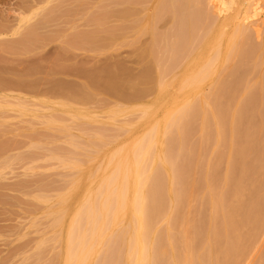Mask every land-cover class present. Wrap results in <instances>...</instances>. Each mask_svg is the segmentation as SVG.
I'll return each mask as SVG.
<instances>
[{
    "label": "rangeland",
    "instance_id": "obj_1",
    "mask_svg": "<svg viewBox=\"0 0 264 264\" xmlns=\"http://www.w3.org/2000/svg\"><path fill=\"white\" fill-rule=\"evenodd\" d=\"M16 1H18V0H16ZM16 1L15 0H0V18L2 19L0 21L1 22H4V23H7V25L9 24V29L11 27H13V26H16L17 25V22H18L17 19H16L17 16H18V13L14 12V10H13V8L15 7ZM21 1L23 2V1H26V0H20V2ZM102 1L103 0H100V2H99V0H91L90 3L88 1L89 5L92 4V2H94L92 5H90V6L88 5L89 8L91 7V9H92V10L90 9V11H89V15H90V13H92V18L90 19L91 15L88 16L90 21H89V25L86 27L87 28V32L93 33V34H91V37L90 38H89L90 34H88L89 36H86L85 37V35L81 33V30L83 28L82 27V24H81V22H82L81 20L79 21V20L76 19V21H75L74 19H72V17L67 19V17H69V16H67V14H66L67 17H65L66 19L63 18V16L61 15L62 12L65 13L64 11L66 10V13H68L67 11H69V6L67 7L68 8V10H67V8H65L67 5H65L63 3L60 5L59 8H61V6L63 5L64 9L61 8L60 10L57 11L58 13L60 12L59 13V16H58V13L57 12H56V14H54V16H58V17H55V19L58 18V19H56V21L59 20V17H60V19L63 18L64 22L61 19L60 21H57V23H55L54 18H53V20H51V21H54V22H50L49 23V26H48V24H46V27L48 28V30L50 29L49 31H46L47 28L44 27L45 25L41 27L43 31L41 30V28H39L40 29V32H39V30L37 32L38 37L43 36L45 38L44 39L38 38V39H41V44L44 42V44L40 45V47H37L38 49H34L33 48L32 50H30V49L25 50L23 48L22 49H20V48L17 49V48H14V47H13L14 48L13 49L10 46L9 47L11 49H9V47L6 46L7 44L4 41H6V42L8 41L7 43L13 44V43H15L14 41H16L15 38H17V35H15V36L14 35H11L10 34L11 32H9V33H7L5 35H2V36L0 35V42L2 43V44L0 43V47H1L0 48V77H1L0 84H1V82L3 83V84L0 85V134H1L0 141L5 142L4 144H7V142H8V144H10L9 147H11V148L8 147L10 149L8 151V153L11 154V158H9V156H7V158H8V160L11 159L10 161L13 162L12 164H10V167L12 166L11 169L8 168L9 170L8 169L6 170V174H7L6 177H8L6 179V181H8L11 184H15L17 181L20 180V178H22L23 180H25L26 182H28V183H26V187H30L29 185H31V188L32 187H35L36 186L35 183L37 182L36 184H41L42 185L41 187L43 188L42 189L43 190V193H42V195H43L42 200L43 201L39 202V204L37 203V206L38 207L36 206L38 208L37 211H40V214H39V212L37 214V215H39V216H37L38 219H36L38 221L36 223H35L36 220L34 221L35 227L33 226V220L34 219L32 220V218H31V216L33 214V211H31L29 208L25 210V208H27V205H29V207H30V206H32V205L35 204L34 203L35 201L32 198L31 199L33 201H31L29 197L32 194L34 195V193H37V192L40 193V191H42L40 185H37V187H35L36 188V192H33V191H35V188H33V189L30 188L31 191L33 190L32 191L33 193H31V195L28 194V199L30 200V202H32L31 205H30V203H29V201H28V199L26 197L27 194L25 195V193H26L25 191H30L27 188L24 191V197L21 196V194H19V192L16 191V190H12V191L10 190L11 192L9 191V195H11V196L15 194L14 196L16 198L19 195L21 196V198L23 197L22 201H24L25 203L28 202L27 205L26 204H23V207L26 206L25 208H23L24 212L26 211L25 213H27L28 215L31 212L32 213H31V216L29 215V217H28L27 214H25L26 216L24 215V218L26 220H24V223H23V227H22L23 230H20L21 228H19V230H18V228H16V226H18V224H19V222L17 220H19V217L18 216L20 215V213H22V210H21L22 207L20 208L17 205L15 207H13L11 205L12 206L11 207L12 208L11 209L12 211H10L8 213L10 215L8 216V214H6V216H7L6 218H8L9 220L7 219V222H3V223H6V224L9 223V225L11 224L10 225L11 227H12V225H14L13 228L15 227V229H13V228L11 230L9 229L10 231L9 230H3V231L0 230V232H2V233H0V241H2V243L0 242V264H3V262H5V264H12V262H13V264H54V262H55V264H65V262H66V256L64 254V252L66 250L65 249V246H66V241L65 240L67 239V237H66L67 234L66 233H68V229H69V226L71 224V222L69 223L70 216L73 214L72 216L74 217V210L77 209L78 207L79 208L77 210H79L80 207H81V204L78 205V203H76V202H79L80 203V201L82 200V198L84 196H86V199L84 197L83 198L84 199L83 201L89 199V198H87L89 194H88V190L85 189L86 186L90 187V188L87 187V189H89V191L92 192V190H90V189H93L96 186V183H97L98 186L95 187V192H96V189H98V187H99V183L97 181H99V180L101 181L103 179V177L101 178V176H100L101 179L98 178L99 177L98 175L103 174L102 171L103 172L106 171V169L108 168V166H106L107 164L110 167L107 169L106 173L109 172L112 169V167L114 169V162H112V165H110L111 164V161H110L111 159L110 158H112L113 156H116L119 153V151L122 152V149H123V151L125 150L123 153L126 154L127 153L126 150H128V148L131 147L130 145H132V142L133 141H134L133 143L136 142L135 141L136 137L139 140V137L140 136H141V138L143 137L144 132L149 131V127L151 129V127H153V125H156V127H158L157 125H159V124L161 125L162 124L163 117L165 115L164 113H167L168 110L172 108V106H174L173 108H175V109H176V107L178 108V106H181V104H179V103H182V100H183V103H184L185 100L195 101L199 97L200 98L199 101H201L202 100L201 98L203 97V100L205 99L204 101H206V102H204V101L202 102L201 101L199 103L198 100H197L198 103L196 101L195 102L197 104H199V105L202 103L204 108H205V105L206 106L209 105V109H208V106H207V109L210 112L212 110L211 109L212 108L211 107L212 105H211L210 99L207 97V95L209 96L210 92L212 91V88L211 87H214L213 83L216 80H219V79H217V76L218 75H219L220 78L224 77L223 75H225V79H227V80L231 79L232 82L229 80L230 83H231V85H229L230 83H228L229 88L234 87V85L236 86V84H234V83H236V81H237V85H238V83L241 82L242 79H245L247 76H249L247 79L252 80V82H251L252 84H255L256 81L260 77H263L264 76V64H263V66L261 65L264 62L261 61L260 65H258L259 67L256 66V68L254 67V69H253V66H252V62L253 61H251L253 58L255 60H257V59L260 60V57H261L260 55H263L262 58H261V60L264 59L263 58L264 57V51H262V50H264V46H263V44H264V7H262L260 5L261 2L264 1V0H254L253 10H249V11H246L245 8H243V6L240 3H238V2L236 3L235 1H231V2L229 1L228 2L227 0H222V1L220 0V2H222V3H220L219 1L217 2V0H216V3H215L216 6H215V4L213 3L215 0H213V2H210V0H200V1H202L203 5L205 3L204 8H205L206 11L209 12L208 9H210V5L211 4H212L211 5V8H212L211 10L212 11H216L217 12V10H218L217 13H218V15H220V19H219L220 21L217 24L213 25L212 28H214V29L211 28L212 31L211 30L210 31L209 30L207 31V30L203 29V31H205V32L208 33V35L205 36V37L203 35V34H205V32L202 33L203 32L202 29H197V28H196V31H199V32H195V33H198L196 35H193V32L195 30H193V32L190 31L191 32L190 33V32H188L189 29L188 30L185 29V30H187L186 33H188V37H187V36H185L186 33L183 32L184 31V28H187V27H183V28L181 27L183 29L180 32L181 35L183 34L182 37H185L186 40L187 39L189 40L188 41L187 49H188L189 45L191 46L193 44L192 47H194V48L191 47V49L193 51H195V50L196 51L195 52H192L191 50H188L187 51L185 49L186 52L184 54L182 53L184 55V57L181 54V51L183 52L184 50H180L179 49L178 51H176V53H175L176 56L180 54L181 57L183 58L182 59L181 57H179L180 55L177 56V57L176 56H174V57L171 56L170 57L171 59L169 58L170 60H172V62H175L174 66H177L178 65V67H176V68H173V66L171 67V65H173V64L171 63V61L169 59H167L168 57L166 55L164 56L162 62H165L167 60L166 62L168 63L170 61L169 64H171V65L169 66V64H167L166 62H165L166 64L165 63H162L164 65H162V64L161 65L164 66L165 69L162 68V66H161V68H160V71L161 72L160 73H161V75H164L162 77H163V80H164L165 83L167 81H169V78H170L169 83L168 84L166 83V85L169 86L170 82H171V84H170L169 87L166 86V89L167 90L164 88L165 90H162V91H164L162 93H161V91L158 90L159 88L156 87V81L157 80H155V79H157V76H156L157 73H156V71L159 68H156L155 69L154 62L151 59H149V57L146 56L142 51H143V47L151 42L152 37L155 34H156L157 37L159 35V38L156 37V39H157V41H156L157 46H158V44L160 42L162 44V43H167L168 41L172 40L173 37H171V36L173 35V32H172V29L171 28H170L171 30L169 29V27H171L173 25L171 23H174L175 25L173 27L175 28V26L177 25L176 24L177 20L175 18L178 16L179 13H177V16H175V18H174V15H173L174 12L173 11L172 12L170 11L172 9L171 8V5H170V3H167L168 1L170 2V0H168V1L166 0L167 2L164 1V2H160L159 3V4L162 3V5H165V2H166L167 6H164L165 8H162V5H158V2L161 1V0H104V2H102ZM117 1H118V3H117ZM205 1H207V2H205ZM224 2H225V4H224ZM168 4L170 6H168ZM207 4H209V5H207ZM100 5L101 6L103 5V7L101 8ZM217 5H219V7H217ZM240 5L242 7H240ZM132 6H133V9H132ZM158 6H161V8L164 9V10L167 9L166 7H168V11L165 10L164 12H166V13L168 12L169 17H168V14H165V13H164V16H162L161 15L162 14V11H161L162 9L161 8L159 9ZM129 7L132 10H134V8L136 7L135 8V11L130 10V12H132L133 14L135 13L134 14L135 17H134V15H131L132 17L129 18L128 20H124V19L120 18L121 17L120 13L122 11L124 12L125 10L128 11L127 9H129ZM214 7H215V10H214ZM93 8L96 9V10H98V11L94 10ZM157 9H158L159 13H158ZM103 10L106 11V13ZM8 11L10 13L12 12L11 15L9 14ZM100 11H101V13H100ZM113 12H114V14H112ZM169 12H171V13H169ZM136 13H138V15ZM15 14L17 16H15ZM101 14H103L107 18V20H106L105 18H103V15H102V17L100 16L101 18H103L104 20H106L105 21L106 24L103 23L104 20L99 19V17H97V16H99ZM117 14H119V16ZM150 14H152V15L150 16ZM148 15H149V18H150L151 23L149 22V19L147 18ZM154 15H156V18H155ZM93 16L96 17L95 18L96 20H94V17ZM144 16L146 17V19H145ZM160 16H162L164 18H162V17L160 18ZM136 17H138V18L142 17V18H141V20H138V18H136ZM134 18H135V20L137 19L135 22L137 24H139L140 26H142L141 27V30H143L144 27H146L145 29H147L148 32L145 31V29H144L143 30V33L140 31L141 33L140 34H137V33H134L133 30H129L128 33L126 34V37L125 36L124 37H122V36L121 37H119V36L112 37L111 36L110 31H113L115 29H118L120 26H125V25L132 26ZM6 19H7V21H5ZM14 20H16V21H14ZM65 20L68 21V22L70 20L69 24ZM97 20H99V22ZM146 20H148V21H146ZM205 20H206V18L203 16V18L200 21L201 22H205ZM61 21H62V23H61ZM94 21H97L98 22V25H99L100 22H102V23H100V27L101 28L98 27V25L95 24L96 22H94ZM143 21H144V23H143ZM157 21H158V23H157ZM74 22H75V24H74ZM243 22L244 23L246 22V23L244 24ZM58 23L60 25H58ZM65 23H67V24H65ZM238 23H240V25L243 23L244 25L242 24V26H245L248 29L250 28L248 30V32L251 30L249 32L250 33V36L247 38V41H246L249 44L246 43L248 46L247 45L245 46V47L249 48L248 51H250V49H251V51L249 53L252 54L253 52L257 51V50H255V48L258 49L259 46H260V48L258 49V52H255L257 55L256 54L254 55V53H253L252 56H248L250 54L247 51L246 54H244L245 55L244 56L245 58L244 57H241L242 60L244 59L243 62L241 61V58H239L240 56L235 57V58L232 57L234 59H231V61H234L235 60L233 62L234 65H237L238 64L237 62H239V65H237V66H239V68L238 67L235 68V70H238V72L235 73L236 71H234V74H233V73H230V70H228V68H226V67H229V65L231 64V61H229V59L226 58V55H225L226 52H224V51H227L228 46H229V39L232 36L235 35L233 33H236L235 31H236V28H237V24ZM103 24L106 25L105 28H104V25ZM151 24H153V25H151ZM218 24H220V26H218ZM229 24H230V26H228ZM222 25H223V27H222ZM61 26H62V29H61ZM70 26H71V28H70ZM74 26H75V28H74ZM181 28H179V29H181ZM79 29H81V30L79 31ZM221 29H222V33H220ZM144 31L146 33H144ZM224 31H225V33H224ZM69 32H70V35H69ZM72 32H73V34H72ZM162 32H164V33H162ZM231 32H232V34H231ZM150 33H151V35H150ZM166 33H167V35H166ZM219 33L222 36L225 35V36H223V39H221V41L224 40V39H226V40L222 41L223 43H221V41L218 42L219 45L222 44L221 46H219L220 53H222V51L224 52L221 55H223V54L225 55V56H221V57L224 58V61L220 57V60L217 62L218 65L216 64L218 69L215 72L218 73V74L214 73L215 75L213 74L211 77L205 79L204 80L205 82L203 81L204 84L199 85L200 86L199 88L197 87L196 89L186 91L187 93L182 90L183 92H185L188 95H186L185 93L182 94L183 92H179L181 95L179 94V97H178L177 96L178 92L176 93V91L181 90V88H179L180 87L179 85H180V82L183 80V78L186 76L185 74H187V73L188 74L194 73L197 70V68H199L200 65L204 64L208 60V57L210 58L212 55H214L213 53H215L216 49L218 48V46H217L218 44L216 45V38L221 36V35L219 36ZM55 34H57V36ZM128 34H129V36H128ZM168 34H170L169 37H168ZM228 34H230V35H228ZM74 35H77L79 37H76L75 36L77 38L76 39L74 37ZM162 35H166L167 37L164 36V39H162V37H161ZM197 35H201V36H197ZM10 36L12 37V39H11ZM54 36H56L57 38L54 37ZM227 36H228V38H227ZM70 37H72V38H70ZM170 37H171V39H170ZM193 37H196L195 40L198 41V42H199L200 38H202V37L205 38L206 39V44L201 47L200 42H199V43H196V44H199V47H198V45L195 47V44H194V41L195 40L193 41V39H194ZM251 38H252V40H251ZM20 39H21L20 37H19V39L17 38V40H19V41H20ZM49 39L50 40L52 39L51 42H50ZM86 39H87V41H86ZM43 40H45L46 42L43 41ZM159 40H160V42H158ZM164 40H165V42H164ZM66 42H67L66 45L67 46L70 45V46H68V47L66 46L65 47V43ZM68 43H70V44H68ZM3 44L6 46V48L4 47ZM161 44L158 47H162V46H165L166 45V44H164V45H161ZM226 44H228V46ZM215 45L217 46V48H216ZM213 47H215V48L212 49ZM251 47H253V48H251ZM7 48H8V50H7ZM247 48H246V50H247ZM15 49H17V51ZM19 49H20V51H19ZM211 50H212V52H211ZM190 51L192 52V55H191ZM210 52H211V54H210ZM169 55H171V54H169ZM188 55H189L190 58L188 57ZM190 55L192 56V58H191ZM247 56L249 58H251V60ZM256 56L257 57L260 56V57L257 58ZM179 58L181 60L180 62H178ZM225 59H227L228 61L227 60L225 61ZM246 59L250 60V62L247 61ZM236 60H238V61H236ZM190 62H191V64H190ZM228 62H230V64ZM248 62L250 63V65L248 64ZM226 64H228V66ZM167 65L169 66V68H167ZM246 65L247 66L249 65L252 68L248 67V70H247V68H246L247 66ZM180 66H181V70L178 69ZM224 67L226 68L227 71L224 69ZM240 67H243V68H240ZM249 68H250V70H249ZM175 69L176 70L178 69V70L176 71ZM223 69L225 70L226 73L223 71ZM251 69L252 70H256L257 73L256 72L254 73V71H252ZM245 70H247L246 73H245ZM98 72H99V74H98ZM175 72L176 73L177 72L180 73L179 76H177L178 73L176 75ZM221 72L222 73L224 72V73H223V75L220 76L219 73H221ZM109 73H114L115 76L113 77V76H111L113 74L110 75ZM166 73H167V76L169 78L166 76ZM169 73L172 74V76H170ZM244 73L247 74V75L244 76ZM91 74L93 76H95L97 74L96 75L97 76L96 78H98L99 77L98 75H100L101 78L99 77L98 79L100 81L102 80L101 83H103V84H101V83L99 84L100 81H98L97 79L96 80H97L98 84L95 83L96 81L94 82L95 85H94V83H91L90 84L91 79L92 80L95 79V77H93ZM108 74L111 77H113L112 79H116V76L119 74L118 75V78L119 79H122V78L123 79H126V78L129 77V79L133 81V80L137 79V77H138V80H135L133 82V83L136 82L135 83V88L132 87V86L125 87V88H123L124 90L121 91L122 94L121 93H118L119 95H117V93L115 94L114 92H111L108 89V86L105 84V80L106 81L109 80L108 78L111 79V77H109ZM144 74L146 76H144ZM229 74L231 76L233 75L232 78H231V76ZM106 75H107L108 78L103 79V78H105ZM228 75H229V79H228ZM239 75L241 76V78H239L240 77ZM88 76L91 79L88 78ZM139 76H141L142 78L139 77ZM173 76L174 77L176 76L177 78L176 77L175 78L178 81H176V79L173 78ZM147 77H148V79H147ZM165 77H167V78H165ZM171 78L173 80L175 79L174 80L175 83H174V81ZM3 79H4V81H3ZM129 79H126V80H129ZM142 79H144V83H141V80ZM233 81H234V83H233ZM16 82H18V83H16ZM137 82H138V85H137ZM142 82H143V80H142ZM21 83H23V84H21ZM4 84L7 87L8 86L9 87L7 88ZM19 84H21L23 87L21 85H19ZM151 84H153L152 87H150ZM85 86H86V88H85ZM93 86H95V87H93ZM157 86H158V84H157ZM255 86L256 85H254V87ZM142 87H143V89H142ZM146 87H148V88H146ZM149 87H150L151 90L149 89ZM145 88L146 89H149V90H146V92H144L145 91L144 90ZM88 89H89V91L91 92V95H92L90 97L88 95V92L87 93L85 92V91H88ZM33 90H34V92H33ZM83 90H84V93H86V94H84V96L88 95V99L89 100L83 96V92H82ZM254 90H255L256 93L254 92ZM228 91L230 92V89H228ZM228 91L227 90L224 91L225 93L223 92V95L225 94V95L228 96V93H229ZM123 92H124V94H123ZM190 92H191V94H190ZM226 92H228V93H226ZM251 92H250L251 95H249L250 94L249 93L248 94V97L250 98V96H253V95L255 97H253L254 99L253 98H250V100L247 97V99L245 98V102L243 101V103L245 105L244 108H243V112H242L243 117L241 115L242 121L238 125V126H242V127H239L240 129L236 130L237 131L236 132V136H235V141L236 142L245 141L246 138L243 137V136L247 133V131H248V129H249L250 126H253V125L258 126L262 122L264 124V109L262 110L261 109L262 107L261 108L258 107L261 104L260 101H263V99L262 100L260 99L262 95L259 93V97H258V88L253 89ZM74 93L77 94V95H75ZM80 95L83 96V99H82V97H80ZM130 95H132V96H130ZM7 97H10V98H7ZM242 97L243 96H241V98ZM156 98H157V100H156ZM226 98L227 97L224 96V100H226ZM263 98H264V96H263ZM85 99H86V102H85ZM257 99L259 100V102H258ZM82 100H84V102ZM243 100H244V98H243ZM253 100H255L256 102H254ZM178 101H179V103H178ZM208 101H209V104H207ZM248 101H249V103H248ZM251 101L253 103V106H251L252 105ZM86 103H91V105L87 106L88 104H86ZM104 103H106V104H104ZM82 104L84 106H82ZM85 104H86L87 107L85 106ZM145 104H146V106L148 108L150 107L148 111H151V114H148V116L145 115V114H147V113H145V110L147 109V107L145 106ZM249 104H250V106H249ZM256 104H257V107L259 109H261V110H259V112H261V111L262 112H261V114L260 113H258V114L256 113V114L253 115L252 112H250V111H252L250 109L253 108L254 106L256 107ZM107 105H109V106H107ZM139 105H142L143 107L140 106L141 107L140 108ZM129 106L131 107L130 110H128L130 108ZM22 107L25 108L26 110L24 109V111H23ZM132 107H134V108L132 109ZM117 108L118 109L120 108L119 110H120V112H122L120 114L118 113L119 114L118 115L119 117L116 114L117 112H119L117 110ZM126 108H127V110H126ZM144 108H145V110L142 111ZM164 110H166V111H164ZM77 112H81V114L78 113V115H77ZM82 112H83L84 115L86 113L85 116H87V120L88 121H86V119H84L86 117L82 114ZM112 112H114L115 115ZM87 113H89V114H87ZM248 113H249L250 116L248 115ZM58 114H59V116H58ZM111 114H112V116H111ZM152 114H154V115H152ZM143 115H145V116H143ZM73 116H74V119H73ZM79 116H83V118L81 117L82 118L81 119V118H79ZM95 116H97V117H95ZM210 116L213 117V115H212L211 112H210ZM56 117H61V118L63 117L62 118L63 120L62 119H59V118H56ZM92 117H93V119H92ZM111 117H113L114 119H116V121H114L113 118L110 119ZM140 117L141 118H144V119H141ZM159 117L160 118L162 117V119H160ZM246 117H248V118L249 117L250 118L252 117V118L250 120V118L248 119ZM77 118H78V121L80 119V122H79L78 125H77L78 122L75 121V120H77ZM222 118L223 117H221V119ZM119 119H121V120H119ZM225 119L226 118H224L222 120V123H223V121ZM253 119H255V121H253ZM48 120H51V122H48ZM57 120H58V122H57ZM70 120H71V122H70ZM132 120H134V121H132ZM157 120L160 121V122H157ZM210 120H211L210 123L213 122L212 123L213 125H212V127H210L211 130L209 129L210 131L207 132V135L209 137V140L207 138V142H206V140L204 142V145H206L205 143H207V145L205 147L203 145L204 148L202 147V151L201 152H202L203 155H201V157H200V160H201L200 161V164L202 162H204L205 160H206L205 162H207L208 157H209V159H211V158L214 157L215 154H219V156L220 155H223V156H220V157H223V159H221V162L222 163L219 162L217 164L215 170H214V175H213L214 180H217L216 178H218V177L223 180V175H225L226 170L227 169H230V168H231V170H227V171H231L232 176L235 177L236 174H238L236 171L239 168V163L237 161L238 160L237 159V156H234L236 159H233L232 160V162H231L232 164H230V165L227 164L228 166L225 164V162H226L225 160L226 159L224 158V151H223L224 150V144L221 143L220 146H219V148L221 147V149H219L218 148V145H216L215 142H214L215 139L211 140V138H213L215 136L214 135L215 134V128H214L215 126H214V121H213L214 118H211ZM226 120L224 121L225 122L224 124H226ZM247 120H250V121H248V123H246ZM52 121H54V122L52 123ZM65 121H67V124L68 125L71 123L70 126L72 128L70 126H68V125H65L66 124ZM119 121H120V123H119ZM137 121H139V122L136 124L135 122H137ZM75 122H76V124H75ZM197 122H198V124H196ZM109 123H111V124H109ZM134 123H135V125H133ZM154 123H156V124H154ZM80 124L82 126L84 125V127L86 126L85 127L86 129L84 127L80 126ZM192 124H194V125L193 126L191 125V128H190L191 131H189V134H188L189 135L188 142L191 144V146L193 145L192 147H196L197 146V143H198V142L195 143L196 142L195 139H197V135H196L197 132L196 131H198V129H199L200 121L199 120L198 121L197 120H195V121L193 120ZM90 125H92V126L94 125V126L93 127L91 126V128H90ZM101 125H102V127H101ZM108 125H109V128H108ZM112 125H114V126H112ZM124 125H125V127H124ZM197 125H198V127H197ZM48 126H50V127H48ZM61 126H62L63 130H61L62 129ZM66 127H67V130H66ZM75 127H76V130L74 129ZM224 127L225 126L222 125V128L225 130ZM59 128H61V129H59ZM95 128L97 130L99 129V131L97 132V130ZM102 128H104V129H102ZM161 128L160 129L162 131H164L163 127H161ZM242 128L244 129V131L242 130ZM100 129L102 130V133H105V132H103V130H105L107 132V133H105V135L108 136V138L106 137L107 138L106 139L107 142L105 141V138H104L101 142H99L100 143L99 144L98 141L97 142L95 141V139H97V138L94 137V136H92V134L96 136L97 133H100ZM161 130H160V132L162 133ZM212 130H214V132H213L214 134L213 135H212V133H210V132H212ZM238 131H240V132H238ZM81 132H83V133H81ZM84 132H85V134H84ZM124 133H126V134H124ZM160 134H158V136H159L158 139L160 140L159 142H161L162 139H164V136H162L164 134H162V135H160ZM210 134L212 136H210ZM237 134H239V135H237ZM85 135L89 136V138L87 136H85ZM79 136L81 137L80 139H79ZM160 136H162V137H160ZM173 136H171V137L173 138ZM175 136H176V134H175ZM69 137H71L72 139L74 137L75 138L74 141H76L77 139H79V140H82L83 139V140L88 141L87 139H89L88 142L83 141L84 143L83 142L78 143L76 141V143L78 144V146L80 145L79 146L80 149L83 148L82 146L85 147L84 144H87L86 146H89L90 148H92L91 145L94 144L93 147L95 146V148L97 149V151H95L94 149H90L89 148L91 150L90 151L88 149L89 154L87 153L88 151L86 152L88 154V156H85L84 158L82 157L84 159L83 165L86 164L85 166L82 165V167L85 170L82 168L80 171H77L75 169L73 170L72 167L68 166L69 169L71 168L69 170V169L66 168L67 165L65 166L63 161L61 163V160L58 159V158H56L57 156L54 155V153L58 155V153L64 152L65 154H67V153L73 151V149H74L73 146L74 145L72 144V142H71L72 140H70L71 138H69ZM165 137H166L167 140L170 138L169 139V142H171V144H175L176 143L174 145V149H173V152H176L175 149L178 148V146L176 148V145L178 143V141L176 140L177 137H174V140L171 139V137H169V136H165ZM240 137H242V138H240ZM259 138H257L259 141H255L254 142V145L252 144L250 146V149H251V147L254 146L252 148V150H249L251 152H248V155L250 153L251 154L248 157L249 159L247 158V161L249 160L248 163H251L250 164L251 166L253 165L254 160H256L255 163H254L255 165H253L252 168H250L251 166H249V169H250L251 172L254 171V169L256 168L255 166L258 165V162H260L259 160H261L260 158H262L261 156L264 154V152H262L263 149H264V145L262 143L264 141V128H263V131L260 133V137ZM113 139L114 140L116 139V140L114 141ZM166 139L164 141L165 143L168 142ZM68 140H69V142H71L72 146H70L71 144L68 143ZM109 141H110V145H109ZM102 142H104V143H102ZM159 142H157V144H156V147L157 148L155 147L156 148L155 154H156L157 151L158 152L161 151L160 152L161 153V155H160L161 157L159 156V153H157L158 154L157 159H158V157H160L159 159L162 158L161 160H158L159 164L162 165V164H165V161L167 159V157H166L167 155L165 156V154L168 153V152H167V148L164 149V147H162V149H164V150L161 149V146H160V143ZM164 142H161V144L164 143ZM258 142H260V143H258ZM0 143H2V142H0ZM23 143H24V145H22ZM126 143H130L129 146ZM36 144H37V146H36ZM259 144H261L262 147ZM11 145H13V146H11ZM97 145H100V146H97ZM194 145H196V146H194ZM60 146H62V147H60ZM158 146H160V147H158ZM29 147H30V149H29ZM99 147H102L103 149L102 148L99 149ZM12 148H13V150H12ZM42 148H44V149H42ZM118 148H119V150H118ZM210 148H211V150H210ZM80 149H79V151H81ZM116 149H117V152L118 153H116V151H115ZM11 150L13 152V155H12ZM99 151H102V152L100 153ZM203 151H204V153H203ZM221 152L223 154H221ZM19 154H20V156H19ZM95 154H99V155H97V157H96ZM225 154H226V152H225ZM260 154H261V156H260ZM34 155H37V157L34 156ZM49 155H51V156H49ZM184 155L183 156L182 155L180 156V160L183 157H185V158L182 159L183 161L181 160L182 161L181 162L179 160V158H178V161H180V163H182V166H183L182 168L185 169V174H188L189 171H190L189 169L191 167H193V168H196L197 169L196 170V174L199 173L197 176L203 175L204 173H202V171L204 170V165L202 163L201 164V167L199 166L200 164L198 163V161H196V159H197L196 158L197 157L196 154H194V155L193 154H190L189 156H188V154H186L185 156ZM12 156H13L14 159L12 158ZM202 156H203V160L204 161H202ZM31 158H33V159H31ZM90 158H91V162L89 160ZM107 158H109V159H107ZM194 158H196V159H194ZM15 159H17V161ZM18 159H19V161H18ZM106 159H107V163L105 164ZM193 160H195V161H193ZM234 160H236V162ZM235 163H236V165H235ZM195 164H197V166ZM20 165L22 167H20ZM29 165L32 166V167L34 166V168L37 166V167H39V169L37 168V170L34 171V169L32 170V168H30ZM190 165H191V167H190ZM193 165H195L196 167H194ZM165 166H167V164ZM230 166H232V167H230ZM99 167H101V168H99ZM104 167H106V168H104ZM180 167H181V164H180ZM253 167H254V169H253ZM235 168H236V171H235ZM26 169H28V170H26ZM88 169H89V172H91V173L88 172ZM101 169H103V170H101ZM113 169L110 171V173H112L114 171ZM186 169L189 170L188 173H186ZM21 170H23V172ZM83 170H84V172H83ZM168 170H170V169H168ZM74 171H75V173H73ZM94 171H96L97 173L99 172V173L98 174H95L96 172H94ZM234 171H235V173L233 175V172ZM36 172L40 176H38L37 174H35ZM17 173L20 174V175H18ZM21 173H22V175H21ZM30 173L32 175H30ZM80 173H82L83 175H81ZM110 173H109V175H110ZM170 174H172V176H173V173H170ZM183 174H184L183 173V170L181 169V177L183 176L184 178H186V175L185 174L183 175ZM67 175H68V177H67ZM80 175L82 177L81 180L78 179V178H80L79 177ZM87 175L89 176V178H86V177H88ZM92 175H94V177L95 176L96 177L98 176L97 178H94L93 177V180L96 179L94 182H91L92 181ZM107 175H108V173H107ZM107 175L105 174L104 177H106ZM172 176H171V179H174ZM37 178L40 179V180H42V183L43 184L41 183V181L40 182L37 181L36 180ZM85 178H86V180H85ZM182 178H180V181H182L181 180ZM97 179H99V180H97ZM220 179H218V182L215 181V184L216 183L218 184L219 182L221 183L222 180H220ZM33 180H35V181H33ZM199 180H201V182ZM32 181L35 182V183L32 184ZM78 181L80 183L77 184L78 186H76V183ZM171 181H173V180H171ZM196 181L199 184L200 183L203 184L201 177H197L196 178ZM90 182L92 183L91 185H90ZM173 183H174V185H172L171 187H173V189L174 188H177L178 186H175L177 184V182L175 181V179H174V182ZM173 183L171 182L170 184H173ZM199 184H197V187H198L197 188L198 189L197 190V193L199 195L197 194L196 197H195V199H194V201L193 200L191 201V204L192 203L193 204L190 206L191 207L190 208V216L192 215V219L193 218H196L195 219L196 221L193 219V225H194L193 228H194V232L196 233V234L194 233L196 235L195 236V239L198 242V244H196V246L198 245L197 248H196V250L198 249L197 250L198 253H199V251H201L203 249L202 246L204 244V240L205 239H203V242H201V240H202V238H204L206 236V233L207 234L209 233V229H210V223H208L209 220H210V218H209L210 217L209 216L210 215L209 214L210 209H209V204H208L209 203V200H207V197H205L203 195V190L204 189H203L202 186H204V184L202 186L199 185ZM177 185H179V184H177ZM200 186L202 187V190H201ZM73 187H76V190L75 191L73 190ZM229 187H230V185L228 187L226 186L224 188L226 190L227 194L230 191L229 190L230 189ZM227 188H229V189H227ZM38 189H40V190L37 191ZM263 189H264V184H263V187L261 189L262 192H263ZM225 190H224V192H225ZM14 191H15V193H14ZM72 191H74V192L72 193ZM93 191H94V189H93ZM262 192L260 193L262 196H260L259 194L255 195L256 198H258L259 196L261 197V198L259 197L260 198V201H261L260 203H262L263 200H264V195H263L264 192L263 193ZM27 193H29V192H27ZM59 193L60 194L61 193L62 194H65L66 195V197H65L66 199H62L61 198L60 199L61 201L60 200L57 201V198H58L57 195H59ZM81 193L86 194V195H82ZM16 194H17V196H16ZM172 194H174V195H172ZM225 194L226 193H224V195ZM65 195H62L61 197H64ZM14 196L11 197L12 198V201L14 202L13 203L11 201L13 205H15V201L13 199V198H15ZM60 196H59V198H60ZM91 196H92V194L89 195L90 198H91ZM76 197L78 199H76ZM168 197H169V195L167 196V199H168ZM227 197H228V195L225 196V198H227ZM256 198L255 197L252 198V203H253V199H254L253 205L250 202L251 199H249V201L247 203L248 204L247 205L248 207L245 206V208H244L245 209V213L248 210L247 213L249 215H251V216H253L254 212L256 213V211H257L256 208H258L257 206L256 207L254 206V205H257V203L255 202V200H257ZM26 199H27V201H26ZM169 199L167 201L168 204L166 203V209L167 208L170 209V207H172V206L174 207V204L173 203L176 201V195H175L174 191L171 193ZM83 201H81V202L84 203ZM59 202H61V203H59ZM170 202L172 203V206L169 205ZM257 202H258V200H257ZM249 203H250V206H249ZM260 203H258V206H260V207L264 206V202L262 204H260ZM71 204H72V206L70 207L69 205H71ZM64 205L67 206L66 208H64L65 210L62 209L63 207H65ZM192 206H194V209H193ZM196 206L198 207V209H197ZM69 207L72 208V210ZM67 208H69L70 211H69V209L67 211ZM14 209H16V210H14ZM18 209H19V211H18ZM62 210H63V212L61 213ZM77 210H75V212H77ZM252 210H254V211L252 212ZM16 213L18 214V216H17ZM202 213H203V215H202ZM245 213H244V210H243L242 215L244 216ZM62 214L65 215V216H63ZM248 214L246 216L248 218H251V216L249 217ZM12 215H13V217H12ZM58 216L59 217L62 216L63 218L62 219L61 218H58ZM193 216H195V217H193ZM246 216H244V217H246ZM32 217H34V216H32ZM125 218H124V220H128L127 217H125ZM28 221H30V222H28ZM13 222H15V223H13ZM27 222L29 224H27ZM125 222L126 221H123V222H121V224L122 223H125ZM127 222L129 223V221H127ZM218 222L220 223V221H218ZM68 223H69V226H67ZM219 223H218V225H220ZM36 224L39 225V226H37L38 228H36ZM121 224L118 225V228H121V227L122 228H127V226L129 227V225L127 223H126L127 224L126 226H125V224H124V226L123 225L121 226ZM165 224L166 223L162 224V225H164V226H162L163 228L165 227ZM208 226H209V228H208ZM255 226H256V228L259 229V228H262L264 225L263 226H260V227H258L257 225H255ZM255 226H254V228H255ZM256 228L254 230H252L254 233L251 231L253 233V236H255L254 238L251 236V239H250L251 241L249 240V242H251V243L247 244V242H248L247 240H246L247 242H245L246 245H248V247L250 245V249L252 248L251 251H250L249 248H247V246L244 245L245 248L243 247V249H242V251L244 250L243 251L244 253L242 252V254L240 253V255L241 256L244 255L245 258L244 257L242 258L240 255H239V257H241V258L237 257L238 258L237 261H240V262H238L240 264L241 263L242 264H264V230H263L264 227L261 230L259 229L260 231H257L258 229L256 230ZM37 229H38V231H36ZM66 229H67V232H66ZM207 229H208V231H206ZM12 230L13 231L16 230V231H14L15 233ZM12 232H13V234H12ZM38 232H39V234L36 235V233H38ZM198 233H199V236H198ZM252 233H250V234H252ZM200 234H202V235L204 234V235L201 236ZM250 234H248V235H250ZM257 235H258V237H256ZM37 236H38V239H37ZM247 236H246V239H248ZM198 237H199V239H198ZM249 238H250V236H249ZM252 239H255V241L252 240ZM9 240L11 242H9ZM38 240H39L38 243H40L41 246H38L39 248L37 249V245H38L37 244V241ZM35 241H36V243H35ZM252 241H254V243H252ZM8 242H9V245H8ZM33 242L35 244H33ZM17 245L20 246V247L18 248ZM35 245H36V247H35ZM13 246H15L19 250L17 251V249H14L15 247L13 248ZM21 246H22V248H21ZM20 248L22 249L21 251H20ZM199 248L201 250H199ZM39 249H40V253L38 251ZM245 249H247V250H245ZM97 250L100 253V250H101L100 249V246L97 248ZM248 250H249V252H248ZM16 251H17V254H16ZM19 252H21V253L19 254ZM37 252L39 253V255L36 254ZM12 253H14V254H12ZM97 253L95 252L89 258L91 261H86V262L89 263V264L90 263L91 264H94L95 261H96V259H97L96 263H98V261L100 260V255H99V253L97 255ZM247 253H249V254L247 255ZM58 254L60 255V257H59ZM19 256H20V258H19ZM97 256H99V257H97ZM204 256H206V258ZM204 256H203V258H205L204 261H201L199 263L200 264H204V262H205V264H211V259L208 257V255L205 254ZM36 257H38V259H36ZM207 257L209 258L210 262H208L209 260L207 259ZM6 258H8V259H6ZM5 259H6V261H5ZM34 259H36V260H34ZM53 259H54V261H53ZM235 260H236V258H233V261H235ZM230 261H231L230 263L236 264V263L232 262V260H230ZM86 262L83 263V264H86Z\"/></svg>",
    "mask_w": 264,
    "mask_h": 264
},
{
    "label": "bare ground",
    "instance_id": "obj_2",
    "mask_svg": "<svg viewBox=\"0 0 264 264\" xmlns=\"http://www.w3.org/2000/svg\"><path fill=\"white\" fill-rule=\"evenodd\" d=\"M16 1V0H15ZM88 1H89V3H90V1L91 0H26V1H21L20 2V0H18V1H16V3H15V7L13 8V10H14V12H16V13H18V16L15 14V16H17V25L16 26H13V27H11L10 29H9V24L7 25V23H4V22H1L0 21V35L2 36V35H5V34H7V33H9V32H11L10 34L11 35H17V38L19 39V37L21 38L20 39V41L19 40H17V38H15L16 39V41H14L15 43H13V44H9V43H7L6 41H4L7 45V47H11V48H20V49H25V50H27V49H30V50H32L33 48L34 49H38L37 47H40V45H42V44H44V42L43 41H45V40H43L42 42V44H41V39H44L45 37H43V36H41V37H38V34H37V32H38V30H39V32H40V29L39 28H41L42 26H44V27H46V24H48V26H49V23L50 22H54L55 21V23H57V21H60L61 19H62V21L64 22V20H63V18L64 19H66L65 17H67V16H69V17H67V19L68 18H71L72 17V19H74L75 21H76V19L77 20H81L82 22H81V24H82V30L81 29H79V31L81 30V33L82 34H84L85 35V37L86 36H89L88 34H90V36H89V38L91 37V34H93V33H90V32H87V26L89 25V17L88 16H90L91 15V17H90V19L92 18V13H90V15H89V11H90V9H91V7L89 8V6L90 5H92L94 2H92V4H90L89 5V3H88ZM164 1H166V0H161V1H159L158 2V5H162V3L161 4H159L160 2H164ZM168 1V0H167ZM166 1V2H167ZM220 2V0H217V2ZM222 1V0H221ZM228 2L230 1H235L236 3L238 2V3H240L242 6H243V8H245V10L246 11H249V10H253V6H254V0H227ZM56 2V3H55ZM99 2H100V0H99ZM102 2H104V0L102 1ZM124 2V1H123ZM122 2V3H123ZM130 2V1H129ZM137 2V1H136ZM166 2H165V5H162V8H165L164 6H167V4H166ZM205 2H207V1H205ZM210 2H213V0L211 1L210 0ZM3 3V2H2ZM1 3V4H2ZM5 3V2H4ZM7 3V2H6ZM65 4V5H67L65 8H67L68 6H69V11H67L68 13H66V10L64 11L65 13H63L62 12V16H63V18H61L60 19V17H59V20H57L56 21V19H58V18H56L55 19V17H58L59 16V13L57 12L58 10H60L61 8L62 9H64V7H63V5L61 6V8H59L60 7V5L61 4ZM117 3H118V1H117ZM128 3V2H127ZM167 3H170V5H171V12L173 11L174 12V18H175V16H177V13H179L178 14V16L175 18L176 20H177V22H176V26H175V28L173 27L175 24L174 23H171V24H173L171 27H169V29L171 28L172 29V32H173V35L171 36V37H173L172 38V40H170V41H168L167 43H162L161 44V42H160V40L158 41V42H160L159 44H158V46H160V44L161 45H164V44H166L165 46H162V47H158L157 46V43H156V41H157V39H156V34L152 37V40H151V42L149 43V44H147V45H145L144 47H143V53L146 55V56H148L149 57V59H151L153 62H154V65H155V69L156 68H159L157 71H156V73H157V79H155V80H157L156 81V87L157 88H159L158 90L159 91H161V93L162 92H164V91H162V90H165L166 89V86L167 87H169L170 86V84H171V82H170V84H169V86L168 85H166V83L168 84L169 83V81H170V78L167 76V73H166V76L169 78V81H167L166 83L164 82V80H163V77L162 76H164V75H161V71H160V68H161V66L162 65H164V64H162V63H165V62H162L163 61V58H164V56L166 55L168 58L167 59H169L171 56L172 57H174V56H176V51H178L179 49L180 50H184L183 52L181 51V54L183 53H185L186 51H185V49L188 51V50H191L192 52H195V51H193L192 49H191V47L193 46V44L190 46L189 45V47H188V49H187V46H188V39L186 40L185 39V37H182V35H181V31L183 30L182 28L183 27H187V28H184V33H186L187 32V30H188V32H193V30H195L194 32H193V35H196V34H198V33H195V32H199V31H196V28L197 29H202V31H203V29H205V30H211L212 31V29H214V28H212L213 27V25H215V24H217L220 20V15H218V10H217V12L216 11H212L211 9V5H210V9H208L209 10V12L208 11H206L205 10V8H204V5H205V3H204V5H203V3H202V1H200V0H170V2L168 1ZM214 4L216 3V0L213 2ZM220 3H222V2H220ZM133 4V3H132ZM219 4V3H218ZM224 4H225V2H224ZM227 4V3H226ZM235 4V3H234ZM64 5V6H65ZM89 5V6H88ZM98 5V4H97ZM134 5V4H133ZM169 4H168V6H170ZM207 5H209V4H207ZM222 5V4H221ZM220 5V6H221ZM240 5V7H242ZM262 7H264V1H262L261 2V4H260ZM3 6V5H2ZM12 6V5H11ZM105 6V5H104ZM203 6V7H202ZM215 6H216V4H215ZM224 6V5H223ZM222 6V7H223ZM96 7V6H95ZM99 7V6H98ZM100 7L102 8L103 7V5L101 6L100 5ZM127 7V6H126ZM159 7V9L161 8V6H158ZM206 7V6H205ZM208 7V6H207ZM217 7H219V5H217ZM216 7V8H217ZM5 8V7H4ZM3 8V9H4ZM59 8V9H58ZM100 8V9H101ZM128 8V7H127ZM136 8V7H135ZM135 8H134V10H132L133 9V6H132V9L129 7V9H127L128 11H126L125 9V11L123 12L122 10V14L120 13V15H121V17L120 18H122V19H124V20H128L129 18H131L132 16L131 15H134L132 12H130V10H132V11H135ZM161 8V9H162ZM167 9H165L166 11H168V7H166ZM170 8V7H169ZM209 8V7H208ZM94 9V8H93ZM219 9V8H218ZM12 10V11H13ZM56 10V11H55ZM67 10H68V8H67ZM92 10V9H91ZM94 10H96V9H94ZM102 10V9H101ZM156 10V9H155ZM164 9H162L161 11H162V16H164V13L165 14H168V12L166 13V12H164L165 11ZM214 10H215V7H214ZM62 11V10H61ZM96 11H98V10H96ZM95 11V12H96ZM104 11V10H103ZM157 11H158V9H157ZM223 11V10H222ZM7 12V11H6ZM5 12V13H6ZM9 12V11H8ZM55 12V13H54ZM56 12L58 13V16H54V14H56ZM105 13H106V11H104ZM109 12V11H108ZM118 12V11H117ZM140 12V11H139ZM171 12H169V13H171ZM12 13V12H11ZM11 13L9 12V14L11 15ZM100 13H101V11H100ZM104 13V14H105ZM158 13H159V11H158ZM161 13V12H160ZM66 14H67V16H66ZM98 14V13H97ZM108 14V13H107ZM112 14H114V12L112 13ZM116 14V13H115ZM137 15H138V13H136ZM60 15V16H61ZM65 15V16H64ZM102 15L103 14H101V15H99V16H97V17H99V19H102V20H104L103 18H105L106 20H107V18L103 15V18H101L102 17ZM106 15V14H105ZM118 16H119V14H117ZM152 14H150V16H151ZM159 15V14H158ZM9 16V15H8ZM42 16V17H41ZM61 16V17H62ZM101 16V17H100ZM155 16V18H156V15H154ZM162 16H160V18L162 17ZM203 16L206 18V20H205V22H201L200 20L203 18ZM94 17V16H93ZM109 17V16H108ZM115 17V16H114ZM134 17H135V15H134ZM145 17V16H144ZM167 17V16H166ZM168 17H169V14H168ZM236 17V16H235ZM3 18V17H2ZM53 18H54V21H51V20H53ZM96 17H94V20H96L95 19ZM118 18V17H117ZM136 18H138V17H136ZM141 18L142 17H140V18H138V20H141ZM148 19H149V22L151 23V21H150V18H149V15H148V17H147ZM158 18V17H157ZM162 18H164V17H162ZM98 19V18H97ZM145 19H146V17H145ZM152 19V18H151ZM154 19V18H153ZM0 20H2L1 18H0ZM4 20V19H3ZM71 20V19H70ZM70 20H69V22H70ZM106 20H104L103 21V23H105V21ZM137 20V19H136ZM135 18H134V20H133V24H132V26H127V25H125V26H120L118 29H115V30H113V31H110V34H111V36L112 37H116V36H119V37H126V34L128 33V31L129 30H133V32L134 33H137V34H140L141 32L143 33V30L146 28V27H144V29L143 30H141V27L142 26H140L139 24H137L135 21ZM155 20V19H154ZM162 20V19H161ZM173 20V19H172ZM171 20V21H172ZM5 21H7V19L5 20ZM14 21H16V20H14ZM62 21H61V23H62ZM66 21V20H65ZM98 22H99V20H97ZM97 21H94V22H96L95 24H97L98 25V22ZM146 21H148V20H146ZM247 21V20H246ZM66 22H68V21H66ZM69 22H68V24H69ZM140 22V21H139ZM142 22V21H141ZM72 23V22H71ZM70 23V24H71ZM100 23H102V22H100ZM100 23H99V25H98V27H100ZM136 23V24H135ZM143 23H144V21H143ZM142 23V24H143ZM146 23V22H145ZM149 23V24H150ZM157 23H158V21H157ZM244 23V22H243ZM242 23V24H243ZM246 23V22H245ZM244 23V24H245ZM249 23V22H248ZM65 24H67V23H65ZM74 24H75V22H74ZM73 24V25H74ZM77 24V23H76ZM79 24V23H78ZM106 24V23H105ZM242 24L240 25V23H238L237 24V28H236V33H233V34H235L234 36H232L230 39H229V46H228V44H226L227 46H228V49H227V51H224V52H226L225 53V55H226V58L227 59H229V61H231V59H234L235 57H238V56H240L239 58H241V57H244L245 55L244 54H246V52L248 51V49L249 48H247V47H245L247 44H249V43H247L246 41H247V38L250 36V31L248 32V30L250 29H248L247 27H245V26H242ZM243 24V25H244ZM11 25V24H10ZM15 25V24H14ZM52 25V24H51ZM55 25V24H54ZM58 25H60L59 23H58ZM104 25V24H103ZM102 25V26H103ZM146 25V24H145ZM151 25H153V24H151ZM249 25V24H248ZM79 26V25H78ZM77 26V27H78ZM81 26V25H80ZM105 26L106 25H104V28H105ZM150 26V25H149ZM218 26H220V24H218ZM228 26H230V24L228 25ZM250 26V25H249ZM43 27V28H44ZM52 27V26H51ZM54 27V26H53ZM58 27V26H57ZM68 27V26H67ZM173 27V28H172ZM182 27V28H181ZM222 27H223V25H222ZM47 28V27H46ZM45 28V29H46ZM69 28V27H68ZM70 28H71V26H70ZM73 28V27H72ZM74 28H75V26H74ZM101 28V27H100ZM150 28V27H149ZM179 28H181V29H179ZM212 28V29H211ZM56 29V28H55ZM58 29V28H57ZM61 29H62V26H61ZM84 29V30H83ZM99 29V28H98ZM170 29V30H171ZM174 29V30H173ZM179 29V30H178ZM185 29H187V30H185ZM41 30H42V28H41ZM50 30V29H49ZM48 30V28L46 29V31H49ZM52 30V29H51ZM217 30V29H216ZM224 30V29H223ZM235 30V29H234ZM233 30V31H234ZM43 31V30H42ZM41 31V32H42ZM55 31V30H54ZM60 31V30H59ZM73 31V30H72ZM141 31V32H140ZM145 31H147V29H145ZM144 31V33H146ZM154 31V30H153ZM168 31V30H167ZM201 31V32H202ZM51 32V31H50ZM148 32V31H147ZM166 32V31H165ZM190 32V33H191ZM200 32V33H201ZM205 31H203L202 33H204ZM52 33V32H51ZM56 33V32H55ZM58 33V32H57ZM61 33V32H60ZM76 33V32H75ZM78 33V32H77ZM162 33H164V32H162ZM161 33V34H162ZM171 33V32H170ZM189 33V34H190ZM195 33V34H194ZM207 32H205V34H206ZM220 33H222V29H221V31H220ZM219 33V36L221 35ZM224 33H225V31H224ZM44 34V33H43ZM50 34V33H49ZM72 34H73V32H72ZM71 34V35H72ZM80 34V33H79ZM160 34V35H161ZM187 34V35H186ZM185 34V36H187L188 37V33H186ZM205 34H203L204 35V37L205 36H207L208 35V33L205 35ZM210 34V33H209ZM231 34H232V32H231ZM252 34V33H251ZM52 35V34H51ZM56 36H57V34H55ZM69 35H70V32H69ZM150 35H151V33H150ZM158 35V34H157ZM166 35H167V33H166ZM166 35H162L161 37H162V39H164V36H166ZM192 35V36H193ZM202 35V34H201ZM201 35H197V36H201ZM228 35H230V34H228ZM19 36V37H18ZM56 36H54V37H56ZM65 36V35H64ZM79 37V36H77V35H74V37ZM94 36V35H93ZM128 36H129V34H128ZM170 36V34H168V37ZM196 36V37H197ZM222 36V35H221ZM217 37L216 38V45L218 44V42H220L221 41V39H223V36H225V35H223L222 37ZM253 36V35H252ZM11 37V36H10ZM63 37V36H62ZM69 37V36H68ZM75 37V38H76ZM160 37V38H161ZM167 37V36H166ZM171 37H170V39H171ZM191 37V36H190ZM196 37H193L194 39H193V41L195 40V38ZM38 38H41V39H38ZM57 38V37H56ZM67 38V37H66ZM70 38H72V37H70ZM157 38H159V35H158V37ZM227 38H228V36H227ZM5 39V38H4ZM11 39H12V37H11ZM47 39V38H46ZM54 39V38H53ZM77 39V38H76ZM190 39V38H189ZM50 40V39H49ZM52 40V39H51ZM51 40H50V42H51ZM65 40V39H64ZM63 40V41H64ZM81 40V39H80ZM199 40V39H198ZM224 40H226V39H224ZM224 40H222V41H224ZM250 40V39H249ZM251 40H252V38H251ZM2 41V40H1ZM84 41V40H83ZM86 41H87V39H86ZM192 41V40H191ZM196 41V40H195ZM194 41V44H195V47L198 45V47H199V44H196V43H199L200 42V45H201V47L203 46V45H205L206 44V39L205 38H200V40H199V42L198 41H196L195 42ZM221 41V43H223ZM46 42V41H45ZM75 42V41H74ZM79 42V41H78ZM164 42H165V40H164ZM228 42V41H227ZM226 42V43H227ZM251 42V41H250ZM1 43V42H0ZM76 43V42H75ZM83 43V42H82ZM247 43V44H246ZM252 43V42H251ZM262 43V42H261ZM2 44V43H1ZM67 44V42L65 43V47L67 46L66 45ZM68 44H70V43H68ZM74 44V43H73ZM253 44V43H252ZM251 44V45H252ZM4 45V44H3ZM2 45V46H3ZM215 45V46H216ZM222 45V44H221ZM221 45H217L218 46V48H217V46H216V51H215V53H213L214 55H212L210 58L208 57V60L204 63V64H202V65H200L199 66V68H197V70L194 72V73H192V74H185L186 76L183 78V80L180 82V87L179 88H181V90H179V91H176V93L178 92V94H177V96L179 97V92H183V91H189V90H193V89H196L197 87L199 88L200 86L199 85H201V84H204V80L205 79H207V78H209V77H211L214 73H216L215 71H217V62L220 60V57L221 56H225L224 54L223 55H221L222 53H224L222 50V53H220V51H219V46H221ZM258 45V44H257ZM6 46L4 45V47L6 48ZM44 46V45H43ZM68 46H70V45H68ZM67 46V47H68ZM248 46V45H247ZM263 46H264V44H263ZM9 47V49H11ZM42 47V46H41ZM197 47V48H198ZM250 47V46H249ZM256 47V46H255ZM1 48V47H0ZM13 48V49H14ZM192 48H194V47H192ZM215 47H213L212 49H214ZM222 48V47H221ZM246 48H247V50H246ZM251 48H253V47H251ZM259 48H260V46H259ZM258 48V49H259ZM4 49V48H3ZM12 49V50H13ZM17 49H15L16 51H17ZM20 49H19V51H20ZM66 49V48H65ZM201 49V48H200ZM258 49H256L255 48V50H257V51H255V52H258ZM7 50H8V48H7ZM11 50V51H12ZM24 50V51H25ZM224 50V49H223ZM29 51V50H28ZM190 51V53H191V55H192V52ZM250 51H251V49H250ZM250 51H248V53L250 52ZM262 51H264V50H262ZM261 51V52H262ZM211 52H212V50H211ZM211 52H210V54H211ZM255 52H253L254 53V55L256 54ZM189 53V52H188ZM252 53V54H253ZM169 54H171V55H168ZM174 54V55H173ZM182 54V56L184 57V55ZM250 54V53H249ZM252 54H250V55H248V56H252ZM263 54V53H262ZM180 55V54H179ZM179 55H177V56H179ZM190 55V56H191ZM257 55V54H256ZM176 56V57H177ZM247 56V57H248ZM261 56V57H260ZM260 56H258V57H260V60H255L254 58L251 60V58H249L251 61H253L252 62V66H253V69H254V67L256 68V66L257 67H259L258 65H260V63H261V61H263L264 62V59L263 60H261V58H262V56L263 55H260ZM179 57H181V55L179 56ZM188 57H189V55H188ZM232 57H234V58H232ZM254 57V56H253ZM257 57V56H256ZM257 57V58H258ZM182 58V57H181ZM187 58V57H186ZM190 58V57H189ZM191 58H192V56H191ZM222 59H223V61H224V58L223 57H221ZM245 58V57H244ZM264 58V57H263ZM171 59V58H170ZM169 59V60H170ZM178 59V58H177ZM183 59V58H182ZM207 59V58H206ZM227 59H225V61L227 60ZM168 60V61H169ZM174 60V59H173ZM188 60V59H187ZM186 60V61H187ZM205 60V59H204ZM239 60V59H238ZM238 60H236V61H238ZM244 60V59H243ZM243 60H242V58H241V61L243 62ZM247 61H249L250 62V60H248V59H246ZM170 61H171V63L173 64V65H171V64H169L170 63ZM167 64H169V66L171 65V67L173 66V68H176V67H178V65L177 66H174V64H175V62H172V60H170ZM181 60H180V58H179V60H178V62H180ZM183 61V60H182ZM185 61V62H186ZM228 61V60H227ZM235 61V60H234ZM234 61H231V64H230V62H228L230 65H229V67H226V68H228V70H230V73H233L234 74V71H236L235 73H237L238 72V70H235V68L236 67H238L239 68V66H237V65H239V62H237L238 64L237 65H234L233 64V62ZM260 61V62H259ZM177 62V61H176ZM246 62V61H245ZM248 62V64L250 65V63ZM165 63V64H166ZM184 63V62H183ZM162 64V65H161ZM178 64V63H177ZM190 64H191V62H190ZM189 64V65H190ZM198 64V63H197ZM196 64V65H197ZM217 64V65H216ZM241 64V63H240ZM247 64V63H246ZM263 64L264 63H262L261 65L263 66ZM188 65V66H189ZM227 66H228V64H226ZM225 65V66H226ZM242 65V64H241ZM245 65V64H244ZM247 66L246 68H247V70H248V67H250V66ZM169 66L167 65V68H169ZM224 66V65H223ZM243 66V65H242ZM162 68H164V66H162ZM192 68V67H191ZM223 68V67H222ZM221 68V69H222ZM226 68L224 67V69L226 70ZM240 68H243V67H240ZM250 68H252V67H250ZM250 68H249V70H250ZM262 68V67H261ZM165 69V68H164ZM178 69H180L181 70V66L178 68ZM177 69V70H178ZM223 69V71L225 72V70ZM162 70V69H161ZM176 70V69H175ZM176 70V71H177ZM247 70H245V73H246V71ZM252 70V69H251ZM85 71V70H84ZM227 71V70H226ZM252 71H254V73L256 72V70H252ZM81 72V71H80ZM104 72V71H103ZM110 72V71H109ZM169 72V71H168ZM171 72V71H170ZM173 72V71H172ZM188 72V71H187ZM223 72V73H224ZM88 73V72H87ZM102 73V72H101ZM105 73V72H104ZM115 73V72H114ZM114 73H109L110 75L111 74H113V75H111V76H115V74ZM174 73V72H173ZM176 73V72H175ZM178 73V72H177ZM177 73H176V75H177ZM191 73V72H190ZM223 73L221 72V73H219L220 74V76L221 75H223ZM226 73V72H225ZM244 73V76H246L247 74H245ZM250 73V72H249ZM248 73V74H249ZM257 73V72H256ZM98 74H99V72H98ZM108 74V76L109 77H111L110 75ZM146 74V73H145ZM144 74V76H146ZM165 74V73H164ZM170 74V73H169ZM179 74L180 73H178V75L177 76H179ZM216 74H218V73H216ZM252 74V73H251ZM92 75V74H91ZM97 75V74H96ZM93 76V77H95V79L94 80H92L89 76H88V78H90L91 79V81H90V84L91 83H94L95 81V83H97L98 84V82H97V80L98 81H100L98 78L100 77L101 78V76L100 75H98L99 77L98 78H96L97 76ZM117 75V74H116ZM119 75V74H118ZM118 75L116 76V79H112L113 77H111V79L110 78H108L107 77V75L105 76V78H103V79H106V78H108L109 80H105V84L108 86V89L111 91V92H114L115 94L117 93V95H119L118 93H121V91H123L124 89L123 88H125V87H129V86H132V87H134L135 88V83H133L135 80H138V77H137V79H135V80H130L129 79V77L128 78H126V79H129V80H126V79H119L118 78ZM174 75V74H173ZM215 75V74H214ZM227 75V74H226ZM230 75V74H229ZM229 75H228V79H229ZM170 76H172V74H170ZM224 77H222V78H220L219 77V75L217 76V79H219V80H216L214 83H213V85H214V87H211L212 88V91L210 92V94H209V96L207 95V97L210 99V103H211V113H212V115H213V117H211L210 116V112L208 111V109H209V105H207L208 106V109H207V106L205 105V108L203 107V104L201 103L200 105L199 104H197L198 102H197V100L199 101L200 100V98L198 97L195 101L197 102H195V101H188V100H185L184 101V103H183V100H182V103H179V101H178V103L179 104H181V106H178V108L176 107V109L175 108H173L174 106H172V108L171 109H169L168 110V112L167 113H164L165 115H164V117H163V120H162V124L160 125L159 123V125H157L158 127H156V125H153V127H151V129H150V127H149V131H146V132H144V134H143V137L141 138V136L139 137V140L137 139V137H136V139L138 140H136L135 139V143H133L132 142V145H130L131 147H127L128 148V150H126L127 151V153L126 154H124L123 152L125 151H123V149H122V152L121 151H119V153L117 152V149L115 150L116 151V153H118L116 156H113L112 158H110L111 160V164L110 165H112V162H114V169H113V167H112V169L114 170L112 173H110V171L112 170H110L109 172H107L108 173V175H109V173H110V175L108 176L107 175V173H106V171H107V169L110 167L108 164L106 165V166H108V168L106 169V171H102V173L103 174H100V175H98L97 177L98 178H100V176H101V178L103 177V179L100 181L99 179H97V180H99V181H97L98 183H99V187H98V189H96V192H95V187L96 186H98L97 185V183H96V186L93 188L94 189V191H93V189H90V190H92V192L91 191H89V189H87V187L88 186H86V190H88V194L90 195V194H92V196H91V198L89 197V195H88V197L87 198H89V199H87V200H85V201H83L84 199V197H85V199H86V196H82L83 198H82V200L81 201H83L84 203H82L81 201H80V203L79 202H76V203H78V205L79 204H81V207H80V209L79 210H77V209H75V210H77V212H75V210H74V217L72 216H70V221H69V223L71 222V224H70V226H69V223H68V225L67 226H69V229H68V233H66L67 234V239L65 240L66 241V246H65V252H64V254H65V256H66V262H65V264H83V263H85L86 261H91L89 258L96 252H98V250H97V248L100 246V253H99V255H100V260L98 261V263H96V261H97V259H96V261H95V263L94 264H198L199 262H201V261H204V259L206 258V256H204L205 254L206 255H208V257L211 259V264H233V263H230L231 261L230 260H232V262H234V263H236V264H240V263H238V262H240V261H237L238 260V258L237 257H239V255H240V253L242 254V252L244 251H242V249H243V247H244V245L245 246H247V248H249L250 249V245H249V247H248V245H246V243L245 242H247V244H249V243H251V242H249V240L251 239V236L254 238L255 236H253V231L252 230H254L255 228H256V226L255 225H257L258 227H260V226H263L264 225V206H262V207H260V206H258V203H260L261 201H260V196H262L260 193L262 192L261 191V189H262V187H263V184H264V154L262 153V152H264V149H263V151L261 152L263 155L261 156V154H260V156L262 157V158H260L261 160H259L260 162H258V165L257 166H255L256 168L254 169V167H253V169H254V171H250V169H249V166H251L250 164L251 163H248L249 162V160L247 161V158L250 156V154L248 155V152H251V151H249V150H252V148L254 147H251V149H250V146L253 144L254 145V142L255 141H259L257 138H259L260 137V133L263 131V128H264V124H263V122L262 123H260V125H258V126H255V125H253V126H250L249 127V129H248V131H247V133L243 136V137H245L246 139H245V141H242V142H236L235 141V136H236V130H238V129H240L239 127H242V126H238L239 125V123H241V121H242V119H241V115H242V112H243V108H244V103H243V101L245 102V98L247 99V97H248V94L253 90V89H256V88H258V97H259V93L262 95L261 96V100L263 99V101H260V105L258 106L259 108H261L262 110L264 109V98H263V96H264V76L263 77H260L257 81H256V83L255 84H252L251 82H252V80H250V79H247L249 76H247L245 79H242L241 80V82H239L238 83V85H237V81H236V83H234V81H233V83L234 84H236V86L234 85V87H231V88H229V85H231V83H230V81H231V79H229V80H227V79H225V75H223ZM231 76V75H230ZM233 76V75H232ZM232 76H231V78H232ZM237 76V75H236ZM240 76V75H239ZM243 76V75H242ZM251 76V75H250ZM258 76V75H257ZM85 77V76H84ZM92 77V78H93ZM139 77H141V76H139ZM167 77H165V78H167ZM176 77V76H175ZM174 76H173V78H175ZM219 77V78H218ZM227 77V76H226ZM238 77V76H237ZM236 77V78H237ZM255 77V76H254ZM253 77V78H254ZM87 78V77H86ZM121 78V77H120ZM134 78V77H133ZM142 78V77H141ZM146 78V77H145ZM156 78V77H155ZM177 78V77H176ZM175 78V79H176ZM180 78V77H179ZM234 78V77H233ZM239 78H241V76L239 77ZM0 79H1V77H0ZM89 79V80H90ZM97 79V80H96ZM147 79H148V77H147ZM172 79V78H171ZM174 79V80H175ZM142 80H143V82H142ZM141 80V83H144V79H142ZM173 80V79H172ZM173 80V81H174ZM3 81H4V79H3ZM8 81V80H7ZM93 81V82H92ZM140 81V80H139ZM146 81V80H145ZM176 81H178L177 79H176ZM204 81V82H203ZM229 81V82H228ZM239 81V80H238ZM102 82V80L99 82V84ZM104 82V81H103ZM203 82V83H202ZM232 82V81H231ZM10 83V82H9ZM14 83V82H13ZM16 83H18V82H16ZM20 83V82H19ZM95 83H94V85H95ZM140 83V82H139ZM151 83V82H150ZM155 83V82H154ZM153 83V84H154ZM174 83H175V81H174ZM228 83H230L229 85H228ZM232 83V84H233ZM1 84H3L2 82H1ZM0 84V85H1ZM8 84V83H7ZM15 84V83H14ZM21 84H23V83H21ZM21 84H19V85H21ZM101 84H103V83H101ZM153 84H151V86L150 87H152V85ZM157 84H158V86H157ZM5 85V84H4ZM11 85V84H10ZM33 85V84H32ZM93 85V84H92ZM137 85H138V82H137ZM142 85V84H141ZM155 85V84H154ZM254 85H256L255 87H254ZM6 86V85H5ZM4 86V87H5ZM22 86V85H21ZM99 86V85H98ZM97 86V87H98ZM102 86V85H101ZM106 86V87H107ZM7 87V86H6ZM9 87V86H8ZM7 87V88H8ZM14 87V86H13ZM23 87V86H22ZM28 87V86H27ZM93 87H95V86H93ZM100 87V86H99ZM131 87V88H132ZM150 87H149V89H150ZM154 87V86H153ZM155 87V88H156ZM254 87V88H253ZM21 88V87H20ZM25 88V87H24ZM34 88V87H33ZM85 88H86V86H85ZM140 88V87H139ZM146 88H148V87H146ZM144 89L145 91L144 92H146V90H149V89ZM165 88V89H164ZM230 89V92L228 91V89ZM15 89V88H14ZM36 89V88H35ZM142 89H143V87H142ZM170 89V88H169ZM7 90V89H6ZM96 90V89H95ZM102 90V89H101ZM107 90V89H106ZM151 90V89H150ZM167 90V89H166ZM171 90V89H170ZM183 90V91H182ZM228 91V92H226V93H228V96L227 95H223V92L224 91ZM9 91V90H8ZM142 91V90H141ZM33 92H34V90H33ZM76 92V91H75ZM79 92V91H78ZM83 92V96H84V94H86L87 92H88V95H89V97L90 96H92L91 95V92L89 91V89H88V91H85L86 93H84V90L82 91ZM108 92V91H107ZM143 92V91H142ZM185 92H183L182 94H184ZM254 92H255V90H254ZM138 93V92H137ZM160 93V94H161ZM187 93V92H186ZM185 93V94H186ZM225 93V92H224ZM252 93V92H251ZM251 93L249 94V95H251ZM256 93V92H255ZM33 94V93H32ZM35 94V93H34ZM75 94V93H74ZM73 94V95H74ZM95 94V93H94ZM122 94V93H121ZM123 94H124V92H123ZM140 94V93H139ZM190 94H191V92H190ZM71 95V94H70ZM75 95H77V94H75ZM88 95H86V96H84L85 98H87L88 99ZM138 95V94H137ZM176 95V94H175ZM181 95V94H180ZM186 95H188V94H186ZM185 95V96H186ZM256 95V94H255ZM83 96L82 95H80V97H82V99H83ZM121 96V95H120ZM129 96V95H128ZM130 96H132V95H130ZM134 96V95H133ZM166 96V95H165ZM224 96H226L227 98H226V100H224ZM241 96H243L242 98H241ZM33 97V96H32ZM69 97V96H68ZM77 97V96H76ZM182 97V96H181ZM253 97H255L254 95L253 96H250V98H253ZM7 98H10V97H7ZM24 98V97H23ZM75 98V97H74ZM158 98V97H157ZM157 98H156V100H157ZM243 98H244V100H243ZM249 98V97H248ZM250 98H249V100H250ZM19 99V98H18ZM182 99V98H181ZM202 100V102L205 100H203V97L201 98ZM208 99V100H209ZM254 99V98H253ZM89 100V99H88ZM87 100V101H88ZM93 100V99H92ZM178 100V99H177ZM190 100V99H189ZM207 100V99H206ZM252 100V99H251ZM258 100V99H257ZM28 101V100H27ZM83 102H84V100H82ZM105 101V100H104ZM201 101H199V103L201 102ZM254 102H256L255 100H253ZM22 102V101H21ZM85 102H86V99H85ZM204 102H206V101H204ZM247 102V101H246ZM258 102H259V100H258ZM29 103V102H28ZM78 103V102H77ZM102 103V102H101ZM177 103V102H176ZM248 103H249V101H248ZM247 103V104H248ZM251 103H252V101H251ZM23 104V103H22ZM81 104V103H80ZM79 104V105H80ZM86 104H88L87 106H89V105H91V103H86ZM86 104H85V106H86ZM104 104H106V103H104ZM207 104H209V101L207 102ZM62 105V104H61ZM78 105V104H77ZM102 105V104H101ZM117 105V104H116ZM148 105V104H147ZM255 105V104H254ZM82 106H84L83 104H82ZM86 106V107H87ZM107 106H109V105H107ZM113 106V105H112ZM123 106V105H122ZM140 106H142V105H139V107ZM145 106H146V104H145ZM153 106V105H152ZM249 106H250V104H249ZM251 106H253V103H252V105ZM105 107V106H104ZM118 107V106H117ZM120 107V106H119ZM130 107V106H129ZM135 107V106H134ZM134 107H132V109L134 108ZM143 107V106H142ZM147 107V106H146ZM257 107V104H256V107L254 106L253 108H251L250 110H252V111H250V112H252V114L254 115V114H258V113H260L261 114V112H259V110H261V109H259ZM21 108V107H20ZM89 108V107H88ZM141 108V107H140ZM150 108V107H149ZM149 108L147 107V109L145 110V108L142 110V111H144L145 110V113H147V114H145V115H147L148 116V114H151V111H148L149 110ZM152 108V107H151ZM22 109H23V111H24V109L25 108H23L22 107ZM21 109V110H22ZM120 109V108H119ZM118 108H117V110L119 111V112H117L116 114H117V116L120 114V113H122V112H120V110H119ZM125 109V108H124ZM131 109V107L128 109V110H130ZM26 110V109H25ZM113 110V109H112ZM123 110V109H122ZM126 110H127V108H126ZM246 110V109H245ZM114 111V110H113ZM136 111V110H135ZM138 111V110H137ZM140 111V110H139ZM164 111H166V110H164ZM248 111V110H247ZM68 112V111H67ZM78 113H80L81 114V112H77V115H78ZM114 115H115V113L114 112H112ZM119 113V114H118ZM124 113V112H123ZM130 113V112H129ZM154 113V112H153ZM245 113V112H244ZM82 114H83V112H82ZM87 114H89V113H87ZM93 114V113H92ZM107 114V113H106ZM105 114V115H106ZM128 114V113H127ZM140 114V113H139ZM143 114V113H142ZM84 115V114H83ZM85 115H86V113H85ZM84 115V116H85ZM94 115V114H93ZM92 115V116H93ZM96 115V114H95ZM108 115V114H107ZM145 115H143V116H145ZM152 115H154V114H152ZM245 115V114H244ZM248 115H249V113H248ZM247 115V116H248ZM263 115V114H262ZM58 116H59V114H58ZM111 116H112V114H111ZM126 116V115H125ZM250 116V115H249ZM83 118V116H79V118ZM86 118H84V119H86V121H88L87 120V116H85ZM95 117H97V116H95ZM110 117V116H109ZM115 117V116H114ZM119 117V116H118ZM128 117V116H127ZM214 118V128H215V134L213 133L214 132V130H212V132H210V133H212V135L214 134L215 136V138L213 137V138H211V140H213V139H215V144L216 145H218V148H219V146H220V144L221 143H223L224 144V158L226 159H224L226 162H225V164L227 165V164H232L231 162H232V160L233 159H236L234 156H237V161H238V163H239V168H238V170L236 171V168H235V171L238 173V174H236V176L235 177H233L232 176V174H231V171H227V170H231V168L230 169H227L226 170V173H225V175H223V180L222 179H220L219 177L218 178H216L217 180H214V177H213V175H214V170H215V168H216V166H217V164L219 163V162H221V159H223V157H220V156H223V155H220L219 156V154H215L214 155V157L213 158H211V159H209V157H208V159H207V162H205L204 160H203V156H202V161H204V162H202L203 163V165H204V172L202 171V173H204L203 175H201V176H197L198 174H196V168H193V167H191V165H190V167L192 168H188V169H186V173H188V171H189V173L188 174H185V169H183L182 167V163H180V161L183 159V158H185V157H183L181 160H180V156L182 155H186V154H188V156L190 155V154H196V158H194V159H196V161H198V163L200 164V157H201V155H203L202 154V147H203V145H204V142H205V140H206V142H207V138H208V140H209V137H208V135H207V132H209L211 129H210V127H212V123H210V119L211 118ZM221 117H223L222 119H221ZM242 117H243V115H242ZM56 118H59V119H62L61 117H56ZM55 118V119H56ZM81 118V119H82ZM113 117H111L110 119H112ZM116 118V117H115ZM134 118V117H133ZM141 118V117H140ZM150 118V117H149ZM160 118V117H159ZM224 118H226L225 120H226V124H224L225 122V120L223 121V123H222V120L224 119ZM246 118H248V117H246ZM250 118V117H249ZM248 118V119H249ZM252 118V117H251ZM251 118H250V120H251ZM73 119H74V116H73ZM92 119H93V117H92ZM109 119V120H110ZM141 119H144V118H141ZM140 119V120H141ZM160 119H162V117L160 118ZM159 119V120H160ZM245 119V118H244ZM63 120V119H62ZM95 120V119H94ZM113 120L114 121H116V119H114L113 118ZM119 120H121V119H119ZM126 120V119H125ZM137 120V119H136ZM139 120V121H140ZM193 120L195 121V120H199L200 121V125H199V129H198V131H196L197 132V139H195L196 140V142L195 143H197V146L196 145H194V146H196V147H192L191 146V144L188 142V138H189V131H191L190 130V128H191V125L193 126L194 124H192V122H193ZM250 120H247V122L246 123H248V121H250ZM75 121H77L78 123H77V125L79 124V122H80V119H79V121H78V118H77V120H75ZM84 121V120H83ZM96 121V120H95ZM94 121V122H95ZM132 121H134V120H132ZM139 121H137V122H135L136 124L139 122ZM146 121V120H145ZM240 121V122H239ZM253 121H255V119H253ZM48 122H51V120H48ZM54 121H52V123H53ZM57 122H58V120H57ZM63 122V121H62ZM66 122V124L65 125H68L67 124V121H65ZM70 122H71V120H70ZM82 122V121H81ZM156 122V121H155ZM157 122H160V121H158L157 120ZM156 122V123H157ZM89 123V122H88ZM119 123H120V121H119ZM126 123V122H125ZM135 123L133 124V125H135ZM141 123V122H140ZM156 123H154V124H156ZM71 124V123H70ZM70 124L68 125V126H70ZM75 124H76V122H75ZM91 124V123H90ZM109 124H111V123H109ZM124 124V123H123ZM122 124V125H123ZM196 124H198V122L196 123ZM251 124V123H250ZM86 125V124H85ZM89 125V124H88ZM87 125V126H88ZM107 125V124H106ZM127 125V124H126ZM222 125H224L225 127V130L222 128ZM242 125V124H241ZM55 126V125H54ZM80 126H82L81 124H80ZM91 126L92 125H90V128H91ZM94 126V125H93ZM92 126V127H93ZM112 126H114V125H112ZM120 126V125H119ZM151 126V125H150ZM155 126V127H154ZM249 126V125H248ZM48 127H50V126H48ZM56 127V126H55ZM71 127V126H70ZM78 127V126H77ZM82 127H84V125L82 126ZM86 127V126H85ZM84 127V128H85ZM97 127V126H96ZM101 127H102V125H101ZM117 127V126H116ZM124 127H125V125H124ZM161 127H163V129H164V131H162L161 129ZM197 127H198V125H197ZM247 127V126H246ZM61 128H62V126H61ZM61 128H59V129H61ZM65 128V127H64ZM72 128V127H71ZM108 128H109V125H108ZM122 128V127H121ZM161 128V129H160ZM227 128V129H226ZM244 128V127H243ZM242 128V130L244 131V129ZM248 128V127H247ZM75 130H76V127L74 128ZM86 129V128H85ZM96 129V128H95ZM102 129H104V128H102ZM112 129V128H111ZM123 129V128H122ZM194 129V128H193ZM210 129V130H209ZM213 129V128H212ZM61 130H63V128L61 129ZM66 130H67V127H66ZM89 130V129H88ZM97 130V129H96ZM131 130V129H130ZM160 130L162 131V133L160 132ZM197 130V129H196ZM60 131V130H59ZM58 131V132H59ZM70 131V130H69ZM95 131V130H94ZM93 131V132H94ZM99 131V129L97 130V132ZM116 131V130H115ZM125 131V130H124ZM96 132V131H95ZM103 132H105V133H107L105 130H103ZM161 134H160V133ZM238 132H240V131H238ZM70 133V132H69ZM81 133H83V132H81ZM87 133V132H86ZM105 133H102V130L100 129V133H97L96 134V136L95 135H93L92 134V136H94V137H96L97 139H95V141L97 142L98 141V143L99 142H101L104 138H105V141L107 142V138H108V136H106L105 135ZM111 133V132H110ZM146 133V134H145ZM166 133V134H165ZM205 133V134H204ZM242 133V132H241ZM61 134V133H60ZM84 134H85V132H84ZM123 134V133H122ZM124 134H126V133H124ZM158 134H160V135H162V134H164V135H162V136H164V139H162V141L161 142H164L165 141V139H166V137L165 136H169V137H171V136H173V138L171 137V139H173L174 140V137H177V141H178V143H177V145H176V148H177V146H178V148L177 149H175L176 150V152H173V149H174V145L176 144H171V142H169V139L167 140L168 142H164V143H162L161 144V142H159L160 140L158 139L159 138V136H158ZM175 134H176V136H175ZM71 135V134H70ZM74 135V134H73ZM88 135V134H87ZM87 135H85V136H87ZM195 135V134H194ZM211 134H210V136H212ZM237 135H239V134H237ZM0 136H1V134H0ZM75 136V135H74ZM118 136V135H117ZM162 136H160V137H162ZM88 138H89V136H87ZM107 137V138H106ZM196 137V136H195ZM227 137V138H226ZM238 137V136H237ZM69 138H71V137H69ZM68 138V139H69ZM77 138V137H76ZM81 137L79 136V139H80ZM240 138H242V137H240ZM79 139H77L76 141L78 142V143H81V142H83V141H85V142H88L89 141V139H87L88 141H86V140H79ZM118 139V138H117ZM260 139V138H259ZM3 140V139H2ZM70 140H72L71 142H72V144L74 145L73 147H74V149H73V151H71V152H69V153H67V154H65L64 152H62V153H58V155L57 154H55L54 153V155H56L57 157L56 158H58V159H60L61 160V163H62V161L64 162V165L66 166L67 165V169H69V167L68 166H70V167H72L73 168V170L75 169V170H77V171H80L83 167H82V165H83V163H84V157L85 156H88V154H89V151H88V149L90 148L89 146H86L87 144H84L85 145V147L84 146H82L83 148H79V146H78V144L76 143V141H74L75 140V138L73 137V139L71 138ZM79 140V141H78ZM112 140V139H111ZM114 140V139H113ZM116 140V139H115ZM114 140V141H115ZM242 140V139H241ZM262 140V139H261ZM6 141V140H5ZM53 141V140H52ZM176 141V142H177ZM0 142H2V143H0V230H11L12 228H13V226L14 225H12V227L9 225V223L8 224H6V223H3V222H7V219L8 218H6L7 216H6V214H8L10 211H12L11 209V207L13 206V207H15L16 205L18 206V207H22L21 208V210H22V213H20V215L18 216V214H17V216L19 217V220H17L18 222H19V224H18V226H16V228H18V230H19V228H21L20 230H23L22 229V227H23V223H24V220H26L25 218H24V215L25 214H27V213H25L24 212V210H23V208H25L26 206H24L23 207V204H26L27 205V203H25L24 201H22V199H23V197H24V191H25V189L27 188L28 190H30V188H31V185H29L30 187H26V183H28V182H26L25 180H23L22 178H20V180L19 181H17L15 184H11V183H9L8 181H6V179L8 178V177H6V170L9 168V169H11V167H10V164H12L13 162L12 161H10L11 159H9L8 160V158H7V156H9V158H11V154L10 153H8V151L10 150L9 148H11V147H9V145L10 144H8V142H7V144H4L5 142H3V141H0ZM71 142H69V140H68V143H70L71 144ZM157 142H159L160 143V146H161V149H162V147H164V149H166L167 148V152L168 153H166L165 154V156L167 157V159H166V161H165V164H159V162H158V160H161V159H159L161 156V151L160 152H156V154H155V150H156V144H157ZM210 142V141H209ZM213 142V141H212ZM84 143V142H83ZM102 143H104V142H102ZM258 143H260V142H258ZM263 143V145H264V141L262 142ZM72 144L70 145V146H72ZM93 144V143H92ZM96 144V143H95ZM100 144V143H99ZM126 144H128V146H129V144L130 143H126ZM206 145H207V143H205ZM22 145H24V143L22 144ZM69 145V144H68ZM94 145V144H93ZM93 145H91V147L92 148H90V149H94L95 151H97V149L95 148V146L93 147ZM104 145V144H103ZM109 145H110V141H109ZM206 145H204V147L206 146ZM259 145H261V144H259ZM11 146H13V145H11ZM16 146V145H15ZM36 146H37V144H36ZM41 146V145H40ZM39 146V147H40ZM53 146V145H52ZM97 146H100V145H97ZM102 146V145H101ZM106 146V145H105ZM160 146H158V147H160ZM9 147V148H8ZM43 147V146H42ZM55 147V146H54ZM60 147H62V146H60ZM104 147V146H103ZM156 147V148H155ZM203 147V148H204ZM261 147H262V145H261ZM100 148H102V147H99V149ZM105 148V147H104ZM121 148V147H120ZM125 148V147H124ZM217 148V147H216ZM217 148V149H218ZM29 149H30V147H29ZM28 149V150H29ZM38 149V148H37ZM41 149V148H40ZM42 149H44V148H42ZM78 149V150H77ZM79 149L81 150V151H79ZM89 149V150H90ZM103 149V148H102ZM164 149H162V150H164ZM206 149V148H205ZM216 149V150H217ZM219 149H221V147L219 148ZM218 149V150H219ZM12 150H13V148H12ZM12 150H11V152H12ZM22 150V149H21ZM20 150V151H21ZM51 150V149H50ZM118 150H119V148H118ZM121 150V149H120ZM158 150V149H157ZM160 150V149H159ZM210 150H211V148H210ZM24 151V150H23ZM40 151V150H39ZM63 151V150H62ZM88 151V152H87ZM91 151V150H90ZM93 151V150H92ZM114 151V152H115ZM220 151V150H219ZM80 152V153H79ZM88 154H87V153ZM100 153L102 152V151H99ZM122 154H121V153ZM212 152V151H211ZM210 152V153H211ZM216 152V151H215ZM218 152V151H217ZM225 152H226V154H225ZM23 153V152H22ZM91 153V152H90ZM99 153V154H100ZM157 153H159V156L160 157H158V159H157V156H158V154ZM203 153H204V151H203ZM219 153V152H218ZM9 154V155H8ZM24 154V153H23ZM28 154V153H27ZM81 154V155H80ZM99 154H95L96 155V157H97V155H99ZM212 154V153H211ZM221 154H223L222 152H221ZM12 155H13V152H12ZM72 155V156H71ZM75 155V156H74ZM114 155V154H113ZM184 155V156H185ZM205 155V154H204ZM207 155V154H206ZM248 155V156H247ZM19 156H20V154H19ZM30 156V155H29ZM34 156H36L37 157V155H34ZM33 156V157H34ZM49 156H51V155H49ZM69 156V157H68ZM187 156V157H188ZM209 156V155H208ZM259 156V157H260ZM28 157V156H27ZM26 157V158H27ZM83 157V158H82ZM109 157V156H108ZM234 157V158H233ZM12 158H13V156H12ZM20 158V157H19ZM52 158V157H51ZM178 158H179V160L180 161H178ZM14 159V158H13ZM25 159V158H24ZM31 159H33V158H31ZM53 159V158H52ZM107 159H109V158H107ZM107 159H106V161H105V164L107 163ZM205 159V158H204ZM249 159V158H248ZM259 159V158H258ZM16 161H17V159H15ZM90 160V162H91V158L89 159ZM95 160V159H94ZM93 160V161H94ZM14 161V160H13ZM18 161H19V159H18ZM23 161V160H22ZM28 161V160H27ZM59 161V160H58ZM183 161V160H182ZM181 161V162H182ZM193 161H195V160H193ZM235 162H236V160H234ZM251 161V160H250ZM255 161L256 160H254V163H255ZM11 162V163H10ZM21 162V161H20ZM109 162V161H108ZM197 163V162H196ZM201 163V164H202ZM222 163V162H221ZM253 163V165H255ZM91 164V163H90ZM167 164V166H165ZM180 164H181V167H180ZM198 164V165H199ZM201 164L199 165L200 167H201ZM249 164V165H248ZM16 165V164H15ZM63 165V164H62ZM86 165V164H85ZM85 165H83V166H85ZM92 165V164H91ZM164 165V166H163ZM196 166H197V164H195ZM195 165H193L194 167H196ZM235 165H236V163H235ZM252 165V166H253ZM101 166V165H100ZM228 166V165H227ZM252 166L250 167V168H252ZM20 167H22L21 165H20ZM29 167L30 168H32V170L34 169V171L35 170H37V168L39 169V167H35L34 168V166L32 167V166H30L29 165ZM92 167V166H91ZM230 167H232V166H230ZM235 167V166H234ZM233 167V168H234ZM237 167V166H236ZM99 168H101V167H99ZM104 168H106V167H104ZM199 168V167H198ZM8 169V170H9ZM23 169V168H22ZM71 169V168H70ZM69 169V170H70ZM84 169V168H83ZM91 169V168H90ZM168 169H170V170H168ZM181 169L183 170V173L186 175V178H184L183 176V178L181 177ZM26 170H28V169H26ZM85 170V169H84ZM84 170H83V172H84ZM101 170H103V169H101ZM22 172H23V170H21ZM99 171V170H98ZM170 173H173V176H172V174H170ZM235 171L233 172V175H234V173H235ZM38 172V171H37ZM37 172L35 173V174H37ZM82 172V171H81ZM88 172H89V169H88ZM94 172H96V171H94ZM20 173V172H19ZM39 173V172H38ZM73 173H75V171L73 172ZM89 173H91V172H89ZM99 173V172H98ZM97 172L95 173V174H98ZM101 173V172H100ZM18 174V173H17ZM81 175H83L82 173H80ZM105 174L107 175L106 177H104L105 176ZM183 174V175H184ZM18 175H20V174H18ZM21 175H22V173H21ZM30 175H32L31 173H30ZM38 175V174H37ZM81 175L79 176L80 178H78V179H80L81 180ZM103 175V176H102ZM38 176H40V175H38ZM88 176V175H87ZM171 176L175 179V181L177 182V184H179V185H175V186H178L177 188H174L173 189V187H171L172 185H174V179H171ZM201 177V179H202V182H203V184H204V186H202L203 184L202 183H198L197 181H196V178L197 177ZM26 177V176H25ZM63 177V176H62ZM67 177H68V175H67ZM78 177V176H77ZM86 177V176H85ZM93 177H94V175H92V181L91 182H94L96 179H94L93 180ZM96 176L94 177V178H97ZM217 177V176H216ZM86 178H89V176L88 177H86ZM86 178H85V180H86ZM100 178V179H101ZM180 178H182L181 180L183 181H180ZM75 179V178H74ZM218 179H220V180H222L221 181V183L219 184H215V181H217L218 182ZM37 181H41V183H42V180H40V179H36ZM64 180V179H63ZM66 180V179H65ZM79 180V181H80ZM171 180H173V181H171ZM198 180V179H197ZM33 181H35V180H33ZM32 181V184L33 183H35V182H33ZM77 182L76 183V186H78L77 184H79L80 182ZM200 182H201V180H199ZM31 182V181H30ZM86 182V181H85ZM90 182V185L92 184ZM173 183V184H170V183ZM37 183V182H36ZM35 183V187H37V185H40V187L42 186L41 184H36ZM88 183V182H87ZM43 184V183H42ZM197 184H199V185H201L202 187H203V195L205 196V197H207V200H209V209H210V211H209V218H210V220H209V222L208 223H210V229H209V233L207 234L206 233V238L204 237V238H202V240H201V242H203V239H205L204 240V244H203V249L201 250L200 248H199V250H201V251H199V253L197 252V250H196V248H197V246H196V244H198V242L196 241V239H195V232H194V228H193V219L195 220L196 218H193L192 219V215L190 216V206L193 204H191V201L193 200L194 201V199H195V197H196V195L198 194L197 193ZM89 185V186H90ZM198 185V186H199ZM230 185V189L229 188H227V189H229L230 191H229V193L227 194V192H226V190L224 189L226 186L228 187ZM54 186V185H53ZM68 186V185H67ZM66 186V187H67ZM200 186V188H201V190H202V187ZM35 187H32L31 189H33V188H35ZM39 187V186H38ZM54 188V187H53ZM61 188V187H60ZM75 188V189H74ZM88 188H90V187H88ZM43 188L41 187V190H42ZM63 189V188H62ZM84 189V190H85ZM12 191V190H16V191H18L19 192V194H21V196H23L22 198H21V196L19 195V196H17V194H16V196H17V198L14 196V195H12V196H14L15 198H13L14 199V201H15V205H13L12 204V196L11 195H9V191ZM40 189H38L37 191H39ZM73 190L75 191L76 190V187H73ZM224 190H225V192H224ZM10 191V192H11ZM31 191V190H30ZM25 191L26 193H25V195L27 194V199H28V194L29 195H31V193H33V192H36V188H35V191ZM66 191V190H65ZM64 191V192H65ZM74 191H72V193L74 192ZM174 191V193H175V195H176V201L173 203L174 204V207L172 206V203L170 202V206H172V207H170V209L169 208H167L166 209V203H167V201H168V199L170 198V195H171V193ZM27 192H29V193H27ZM62 192V191H61ZM90 192V193H89ZM95 194H94V193ZM263 192H264V189H263ZM262 192V193H263ZM14 193H15V191H14ZM42 193H43V190L42 191H40V193L39 192H37V193H34V197L31 195L29 198H30V200L31 201H35L34 203L36 204H34V205H32V206H30L29 207V205H27V208H25V210L26 209H30L31 211H33V214H32V216H34V217H32L31 216V213L29 214L30 216H31V218H32V220H33V226L35 227V223L38 221V220H36V219H38L37 218V216H39V215H37L38 214V212H39V214H40V211H37L38 210V206H37V203L39 204V202H41V201H43L42 200V198H43V195H42ZM71 193V194H72ZM86 193V192H85ZM224 193H226L225 195H224ZM23 194V195H22ZM62 194V193H61ZM60 193H59V195H57L58 196V198H59V196L61 195ZM70 194V195H71ZM82 195H86V194H83V193H81ZM94 194V195H93ZM257 194H259L260 196V198L258 197V198H256V196L255 195H257ZM62 195H65V194H62ZM61 195V196H62ZM169 195V197H168V199H167V196ZM172 195H174V194H172ZM199 195V194H198ZM226 195H228V197L227 198H225V196ZM264 195V194H263ZM11 196V197H10ZM60 196V198L58 199L57 198V201H59L61 198L62 199H66L65 197H66V195L64 196V197H61ZM78 196V195H77ZM19 197V198H18ZM25 197V198H26ZM71 197V196H70ZM256 198L257 200H258V202H257V200H255V202L257 203V205H254L255 207L257 206L258 208H256L257 209V211H256V213L254 212V214H253V216H251V215H249L247 212H248V208L246 209L247 210V214L249 215V217L251 216V218H248L246 215V213H245V206H247L248 204V201H249V199H251L250 200V202L252 203V198ZM24 198V199H25ZM33 200H32V199ZM172 198V197H171ZM175 198V197H174ZM200 198V197H199ZM204 198V197H203ZM11 199V200H10ZM27 199H26V201H27ZM76 199H78L77 197H76ZM30 200L28 199V201H29V203H30V205H31V203L32 202H30ZM170 200V199H169ZM206 200V201H207ZM262 200V199H261ZM12 201V202H11ZM61 201V200H60ZM74 201V200H73ZM204 201V200H203ZM263 202H264V200H263ZM262 202V203H263ZM14 203V202H13ZM59 203H61V202H59ZM72 203V202H71ZM253 203H254V199H253ZM253 203H252V205H253ZM255 203V204H256ZM262 203H260V204H262ZM83 204V205H82ZM168 204V203H167ZM12 205V206H11ZM37 206V207H36ZM40 206V205H39ZM65 206V205H64ZM70 207L72 206V204L71 205H69ZM168 206V205H167ZM249 206H250V203H249ZM17 207V208H18ZM67 206H65V207H63L62 209H64V208H66ZM69 207V208H70ZM77 207V206H76ZM193 207V209H194V206H192ZM197 207V206H196ZM205 207V206H204ZM248 207V206H247ZM253 207V206H252ZM69 208H67V211H68V209ZM75 208V207H74ZM41 209V208H40ZM71 210H72V208H70ZM70 209H69V211H70ZM196 209V208H195ZM197 209H198V207H197ZM14 210H16V209H14ZM20 210V211H21ZM65 210V209H64ZM243 210H244V213H245V215L244 216H246V217H244L243 215H242V212H243ZM255 210V209H254ZM254 210H252V212L254 211ZM18 211H19V209H18ZM28 211V210H27ZM250 211V210H249ZM63 212V210L61 211V213ZM66 212V211H65ZM67 213V212H66ZM70 213V212H69ZM68 213V214H69ZM194 213V212H193ZM65 214V213H64ZM10 214H8V216H9ZM28 215V214H27ZM29 215H28V217H29ZM36 215V216H35ZM58 215V214H57ZM61 215V214H60ZM59 215V216H60ZM63 215V214H62ZM199 215V214H198ZM202 215H203V213H202ZM207 215V214H206ZM26 216V215H25ZM58 216V218H63L62 216L61 217H59ZM63 216H65V215H63ZM12 217H13V215H12ZM11 217V218H12ZM15 217V216H14ZM27 217V218H28ZM125 217H127L128 218V220H124V218ZM193 217H195V216H193ZM72 218V219H71ZM17 219V218H16ZM126 219V218H125ZM201 219V218H200ZM9 220V219H8ZM36 220V221H35ZM60 220V219H59ZM203 220V219H202ZM34 221H35V223H34ZM123 221H126L125 223H122L121 224V222H123ZM127 221H129V223L127 222ZM196 221V220H195ZM218 221H220V223L218 222ZM2 222V223H1ZM28 222H30V221H28ZM27 222V224H29ZM40 222V221H39ZM13 223H15V222H13ZM129 225V227L127 226V228H118V225H120L121 224V226L123 225L124 226V224H125V226L127 225V224ZM164 224V223H166L165 224V227L163 228L162 226H164V225H162V224ZM218 223L220 224V225H218ZM26 224V223H25ZM24 224V225H25ZM38 224V223H37ZM36 224V228H38L37 226H39V225H37ZM206 224V223H205ZM254 226H255V228H254ZM26 227V226H25ZM264 227V226H263ZM262 227V228H263ZM68 228V227H67ZM208 228H209V226H208ZM254 228V229H253ZM262 228H259L260 230L262 229ZM13 229H15V227L13 228ZM25 229V228H24ZM202 229V228H201ZM258 228H256V230H257ZM257 230V231H260V230ZM9 230V231H10ZM196 230V229H195ZM250 230V231H249ZM264 230V229H263ZM13 231V230H12ZM14 231H16V230H14ZM13 231V232H14ZM36 231H38V229L36 230ZM35 231V232H36ZM200 231V230H199ZM203 231V230H202ZM206 231H208V229L206 230ZM253 233H252V232ZM13 232H12V234H13ZM66 232H67V229H66ZM197 232V231H196ZM0 233H2V232H0ZM6 233V232H5ZM15 233V232H14ZM18 233V232H17ZM195 233V234H194ZM200 233V232H199ZM199 233H198V236H199ZM250 233H252V234H250ZM256 233V232H255ZM37 234H39V232L38 233H36V235ZM248 234H250V235H248ZM4 235V234H3ZM8 235V234H7ZM11 235V234H10ZM201 236H203L202 234H200ZM248 235V236H247ZM246 236L248 237V239H246ZM249 236H250V238H249ZM4 237V236H3ZM256 237H258V235L256 236ZM37 239H38V236H37ZM198 239H199V237H198ZM6 240V239H5ZM18 240V239H17ZM247 240V241H246ZM252 240H254L255 241V239H252ZM251 241V240H250ZM254 241H252V243H254ZM1 243H2V241H0ZM7 242V241H6ZM5 242V243H6ZM9 242H11L10 240H9ZM9 242H8V245H9ZM39 242V240L37 241V249L39 248L38 246H41L40 245V243H38ZM197 242V243H196ZM35 243H36V241H35ZM34 242H33V244H35ZM65 243V242H64ZM4 244V243H3ZM18 244V243H17ZM20 244V243H19ZM7 245V246H8ZM22 245V244H21ZM202 245V244H201ZM200 245V246H201ZM252 245V244H251ZM18 246V245H17ZM199 246V247H200ZM15 246H13V248H14ZM20 246H18V248H19ZM35 247H36V245H35ZM253 247V246H252ZM21 248H22V246H21ZM20 248V251L22 250ZM64 248V247H63ZM245 248V247H244ZM14 249H17L16 247L14 248ZM36 249V248H35ZM252 249V248H251ZM251 249H250V251H251ZM19 249H17V251H18ZM24 250V249H23ZM245 250H247V249H245ZM15 251V250H14ZM17 251H16V254H17ZM39 251V253H40V249L38 250ZM4 252V251H3ZM10 252V251H9ZM246 252V251H245ZM248 252H249V250H248ZM15 253V252H14ZM14 253H12V254H14ZM21 252H19V254H20ZM39 253L37 252L36 254L37 255H39ZM98 253H97V255H98ZM244 253V252H243ZM9 254V253H8ZM23 254V253H22ZM249 253H247V255H248ZM59 255V254H58ZM6 256V255H5ZM56 256V255H55ZM203 256L205 257V258H203ZM241 256V255H240ZM3 257V256H2ZM16 257V256H15ZM59 257H60V255H59ZM97 257H99V256H97ZM207 257V259L209 260V258ZM242 258L244 257V255H242L241 256ZM241 257H239V258H241ZM9 258V257H8ZM8 258H6V259H8ZM19 258H20V256H19ZM58 258V257H57ZM233 258H236V262L235 261H233ZM245 258V257H244ZM247 258V257H246ZM6 259H5V261H6ZM13 259V258H12ZM36 259H38V257H36ZM36 259H34V260H36ZM203 259V260H202ZM22 260V259H21ZM240 260V259H239ZM53 261H54V259H53ZM52 261V262H53ZM56 261V260H55ZM244 261V260H243ZM208 262H210V260L208 261ZM203 263V262H202ZM207 263V262H206ZM3 264H5V262H3ZM12 264H13V262H12ZM54 264H55V262H54ZM86 264H89V263H87L86 262ZM91 264V263H90ZM200 264V263H199ZM204 264H205V262H204ZM242 264V263H241Z\"/></svg>",
    "mask_w": 264,
    "mask_h": 264
}]
</instances>
